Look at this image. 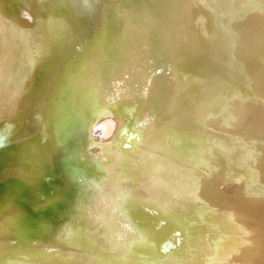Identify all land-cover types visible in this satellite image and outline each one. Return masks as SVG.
<instances>
[{
    "label": "bare ground",
    "instance_id": "6f19581e",
    "mask_svg": "<svg viewBox=\"0 0 264 264\" xmlns=\"http://www.w3.org/2000/svg\"><path fill=\"white\" fill-rule=\"evenodd\" d=\"M9 1H10V4L9 5L6 4V5H8V6L11 5L10 6L11 8L7 7L5 5V3L2 0H0V259L3 260L7 264L8 263L9 264H36L35 262L37 260H39V259H41V257L45 256V254L42 253V251L45 250L47 252H51L50 256L52 258L56 259V261H57L58 260V252H59L57 246L59 247V245L56 242V237H55V234H54V233H56L57 229H56V227H53V226L51 227L50 224L47 223V219L43 217V214H41V213L39 214L38 209L41 207L40 205H39L40 207H38V209H36V210L33 208V206L38 202V200H39L38 198L39 197L37 198L38 199L37 202L36 201L34 202L33 199H32L33 200V202H32L31 199H30L31 196H28L29 198H27V197L24 198V194L27 191L29 192V190H30L29 187L31 188V186H33V184L35 182H37L39 179H41V176H42L41 175L42 174L41 171L42 170L44 172L43 174L48 172L46 177H48V175L50 176V174H52L51 178H53L54 181L61 174V173L59 174L60 170L58 171L57 168H56V166H57L56 164H58L59 162L56 161L57 163H55V166H54V162L53 161L55 160L56 157L51 153V151L53 152V149H54L53 147H55V149L58 147V149H59L60 145L57 143L58 141L62 145L64 143L63 140H62V139H64V137L61 138V136L60 137L58 136L59 134H62V133H59L62 130H58L59 132L58 131L56 132V131H54L55 129L54 130L52 129L53 127L51 128L52 120L55 118V117L52 118L51 116H49L50 115L49 112L51 111L50 109H51V106L53 105V101H54V98L51 97V96H53V93L51 92V88L54 89L56 94L61 93V95H62V92L66 91V90H62V87H61V83H62V86L63 85H67V87H69L68 91H66L67 94H68V92H70L69 94L70 95L74 94L75 97H76V95H80V99H82L81 95L84 97V100H85L86 104L81 105L82 100H78L77 101V99H75L76 101L74 100V102H72V104H70V105L73 106V107L71 106V108H73V109H71V111L73 110V114L75 112H77V113L80 112V114L82 112H85V113L94 112L95 110L93 109V107L95 105H97V102H98L99 98L100 97L102 98V95L101 96L98 95L99 93L98 94H96V93L93 94L94 91H95L94 88L88 87L92 83H93L92 86L95 87V85H94L95 81L90 83L88 86L85 85V84H88V83H86V79H85V81L83 79V78L87 77V76H85V74H84V76H81L80 74L78 76L76 75L77 77L76 76H74V77L71 76V75H75L76 72H79L80 69L78 67H80V65L79 66L77 65L78 67L76 69H78V71L75 70L76 72L74 71V74L71 73L72 70H71L70 67L72 66L71 65L72 62L73 63L76 62L74 60L75 57L76 58L77 57H82L83 55L87 56V54H89L87 56L88 57V62H89V60L91 61V58L93 59V58L96 57V56H94V54L95 53L98 54L99 51H98V48L96 46H93L94 50L97 48V52H95L93 55H90L93 52L89 53V51H86L88 53L85 54L86 53L85 52L86 48L85 49L83 48L84 50L83 49H78V51L82 50L84 53H82L80 51L83 54L81 56L79 54L80 52L79 53L77 52L79 55L76 56L77 53L75 54V52L72 51L73 48L72 49L70 48V51H72L73 53L68 52L69 50L67 52L70 53L69 54L70 56L74 57V58H72L73 60L70 61V60L67 59V58L70 57L67 54V52H65V53L67 54L68 57H61V59H64V61H65V59H67V62H64L63 60L62 61L64 62V64H63L64 66L67 63L65 67L69 68L70 71L68 73H66L67 71L64 72L65 74L63 72H62V74L59 73V77H58L59 79H57L59 83L57 82L58 83L57 84L56 83L57 80L55 79L56 77L52 78L53 74H51V73L48 74V73H46L47 71L45 72L46 69H44V67H46V66L41 67V65L39 66V64L42 63L41 62L42 60H46V64L48 63V61H49V63L56 64L54 66L55 68H57L59 66L62 67L61 66V60H59L60 57H58L57 55H60V56L64 55L65 56L64 51L67 50V48L69 47V43H71L73 45V43L70 41L71 39L68 40V38L71 36L70 32L73 33L74 28L77 29V27L80 24L78 26H76V27L71 26V24H68V26L70 25L73 28L72 31H70V32L68 31L69 34H70V36L68 38H66V36H67V35H65L66 33L63 34V36H65L66 40H68V41H66V40L64 41L62 39L63 36L60 37V35L62 33H64V32H62V33L59 32L60 30L62 31L63 29H60L62 27V25H61L60 28L58 26V28H59V31H58L59 36L58 35L57 36L62 39V42H64V44H65V42H68V46L66 45L67 43L65 44V46H67V48L65 47L66 48L65 50L62 49L64 46L62 48L58 47V46L61 45L60 44L61 43V39L59 38L60 41L58 42L60 45H57L58 44L57 43L58 37L55 36L57 39L55 37H52V36H54V34H57V31L55 33L53 30H51V28L53 26H50L49 29H50V31H52L51 33H53V32L54 33H53L52 36H50V33H49V36L52 39L55 38V40H56L55 42L56 43H54L53 46L54 47H58V49L53 47L54 49H57V50H54V49L53 50L54 51H59V49H60L58 54L55 53L56 56L54 57L53 56L54 53L51 52L52 56H51V58L49 57L50 60L47 61L48 58H47V56L45 57V54L47 55L50 51L46 50V52L48 51V53H46L45 50H44V52H45V54H44V52L42 53L39 50L41 52L40 53L37 50L38 54L40 53L41 56H42V54L44 55V57L42 56L43 59L39 55V62H41V63H39V62L37 63L36 62L37 59H36V57L34 58L33 52H32V56L29 57L31 53H29L27 51L28 54H26V56L24 57L25 59L22 58L23 55L21 57V54H23L25 52V51L23 52V50H25V49L27 50V48L23 49V47H25V45H23V47H21L22 45L21 46H19V45L23 43V40L26 37V34H25V35H23L25 37L22 36V38H24V39L20 43H19V40H17V44H16V41L14 39V41H15V43H13L14 46H15V44L18 45V43H19V45L17 46V47H19L18 50H20V52H21V50L23 49L22 50L23 53L21 52V54H20L19 52H17L18 50L17 51L15 50L16 46L15 47L13 46L15 52H17L14 55H18V53H19L21 59L19 60V57H18V60H17V59H15V57L13 55L14 59L12 58V61L16 60L17 61V65L15 64L16 63V61H15L14 65H12L13 69H11L10 64H13V63H10V64L8 63V65L10 67V69L8 68L9 69L8 70L7 69V62H9L11 60V56L10 55H12L13 52L11 50H10L11 53L10 52H5L6 51V42H5V40L3 38H1V36L2 37L7 36V35H5L6 32L10 31L13 27L10 30H6V29L10 28V26H12V25L14 26V24H17V22H18V24L20 23L21 26H23L22 23L27 24L28 25V28H27L28 30L33 28L31 26H32V24H34V22H36V21H34V14H35V17H37L39 19V21H38V19L35 18V19H37L38 22H41L40 19H43V21H42L43 24L42 23L39 24L40 28H38L39 27L38 26L37 27L38 30H37L36 27H35V30H37V31H35L36 33L38 31H41L39 29L45 28L47 25H50L49 24L50 20H49V17H48L49 15H48V13L46 11L47 8H46V6L44 7L43 5H42L43 7L39 8L37 6L38 5V0L37 1L34 0V1L37 2V5H35V8L36 9L39 8L40 9L39 12L32 11V9L34 7L33 8L31 7V3L33 2L32 1L30 3L31 0H27L26 5L28 4V6H25V4H24V6L21 5L24 0L23 1L21 0V2H20L21 4L19 2H18L19 4H17L16 0H14V1L13 0H9ZM45 1H47V0H45ZM74 1L76 2V0H74ZM74 1H72V2H74ZM92 1H94V0H92ZM102 1H104V0H102ZM172 1H174V0H172ZM177 1L179 2L178 3L179 7H180V2H182V5H183V7H185L187 15H189L188 16L189 23H187V27L190 30V34L191 35L187 39L189 41V46H187V55L184 57V60H185V71L184 70H180L179 69V65H177V62L180 61L179 58L177 60H176L177 57L175 58V55H176L175 54L176 53L175 52V45L177 43L175 41L173 42V40L170 38V40H172V43H176V44L174 45V47L172 46L171 48H169L170 51H169L168 55H166L168 53L167 52V49H168L167 45L170 44L171 41H170V43L168 42V44L164 45L163 49H162V51H163L162 55L165 58H169V59L171 58V60L169 62L167 61L166 63L163 62V63H161L158 66L161 70H159L157 72V75H156L155 79H154L153 72L150 70V67H149V68H147L148 70L142 72L141 74L136 73V72H132V71L131 72H124L123 78L126 80V85L123 84L121 89H119V88L114 89L116 84L113 82L114 83V86H113L114 90L111 89L109 95H110L111 100H113L115 102V104H113V105L116 106L115 109H116L117 113L116 112L115 113L117 114V119H116V122L114 121L115 124H114V128H113L116 135L112 134L113 136H112L111 141L113 139H115V140L111 142V147L109 146L110 147L109 149L110 150L115 149V150H117V152L119 151L118 153H120V155L119 154L118 155L121 156L122 162L121 161L120 162L123 165L121 167H119V169L121 168L120 169L121 170V172H120L121 173V177H120L119 187L123 191H125L128 188L129 185H131V186L137 185V183L139 182L140 179L145 180L147 184H152V185H154L155 183L157 185L160 184V179H159L160 177H158L156 168L157 167L159 168L158 162L161 165V167H164L165 163L160 162L158 160H155L154 158H155V156L157 154L156 152L157 151H161V154H163V157L165 159L164 162H166V165L169 168V170L177 171V174H176L177 176L172 177V180H169V182L172 183V185H170V187L167 190H164L162 200L163 199L172 198L173 197V193H175L176 191L179 192L180 199L177 201V203L175 202L172 207H171V204H170L171 201H169V200L158 201L156 203V201H153L154 198L147 199V200L146 199H142L143 201L141 200L140 202H138L139 207L138 206L136 207L137 208L136 211L126 212V215H124L123 217L121 216L118 221H116V220L114 221V223L118 224L119 226H117V229H115L116 231L114 230L115 231V235L113 236V238L110 240L109 243H106V244L98 243L100 240H95L96 234L85 238V240L81 243L82 246L90 247V249H92L93 254H95V256H93L92 258H89V259H87V257H84L85 261L82 260L81 261L82 264L91 262L93 260H94V262L96 264H264V200L262 199V198H264L263 197V195H264L263 192L264 191H261V192L258 193V191L256 189L252 190V188H251L250 190L255 192V193L252 192V195L250 194L251 192H247L246 191L247 194H245V192L242 191V193H244V194L241 195L242 199H240V195H238L235 198V200L231 201V199H230L231 202H230V204L227 207H224L225 206L224 204H223V206L220 205V207H217V208H213L212 207V205H216L214 200L212 198H210V197H213V196H208L207 197L206 196L207 193H208L207 191H205L206 192L205 194H201V192H202V190L205 187L208 186V177H209L208 175L211 174V176H212L211 172H214V171L211 170V168L214 167L213 164H209L208 163L210 165V169H209V167H208V169L211 170V171L207 170V172L208 171L210 172V173L208 172V174L207 173L203 174V173L195 170L196 169L195 168L196 164H195V167H194L195 169L190 167L192 165V163H193L190 160L192 159L194 161V159H193L195 157L194 154L195 153L198 154L199 148L202 147V146L199 145V148H198V146H197L198 144H200L199 142H201L202 140L200 141L198 139V138H200L199 137L200 134L197 136V134L195 133L197 131L196 128L199 129V132H201V134H202V138L204 136L205 139L208 137L207 134L209 133V130L208 131L204 130V128H205L203 126L204 124L201 123V124H203V125H201L199 123L200 120L199 121L198 120L195 121L196 112L193 113V112H191L192 111L191 109H190L191 111L189 109H186L187 104L184 107L185 103L183 102L184 101L183 97L179 96L180 94L178 95L174 91L176 86L177 87L179 86L181 88V92H182L181 94H185V93H183L184 90H185L189 94V95H187V93H186L185 95H187L189 98L190 97H192V98L194 97V99H192L194 101L192 102V100H191L190 103L191 102L194 103L196 101L195 97L199 98L198 96H200V100H201V98H202L201 97L202 96L201 95L202 88L205 86V84H209L208 82L214 80L213 75H215L216 76L215 78L217 79V77H218V75H216V74H218V73H216L217 69L219 70V67H221V69L223 67V65H221V64H220L221 66L219 65V67L217 65V68H215L213 65L218 62V60H219L218 58L223 59V58H225V56H227V55H225V56L222 55L223 51L225 53L226 47L224 48V46L223 47L221 46L219 40L217 41L214 38L216 36L220 38V41H221V38L225 39L227 41V43H228V46L230 48H232V49H236L239 52V54H240V51H243V50H245L247 52L249 50L248 48H250L251 50L253 48V49H255V51L260 50L259 46L263 45L261 43V41L264 39V0H234V2H236V3L237 2H239V3L241 2L242 3L239 6L243 5L242 7H240V19H243L244 18L243 15L245 14L244 15L245 16L244 22L241 24L240 28L238 27L239 29L231 28V26L228 24V15H227V12L225 10H222V7H221V3L222 2H221V0H177ZM60 2H61V0H60ZM72 2H71L70 5L71 6L73 5V7H74L75 4H72ZM114 2H115V0H114ZM63 3L61 2L62 6H64ZM81 3H83V2H81ZM101 3L102 2H100V4ZM110 3H112V2H109V5H110ZM45 4H46V2H45ZM92 4H93V2H92ZM51 5H53V4H51ZM51 5H49V6L51 7ZM55 5H56L55 6L56 9H58V10L62 7V6L57 7L58 6L57 4H55ZM70 5L68 4V6H70ZM112 5H113V3H112ZM32 6H34V5H32ZM65 6L67 8L66 10H68L69 7H67V5H65ZM79 6H80V4H79ZM92 6H94V5H92ZM101 6H102V4H101ZM103 6H104V4H103ZM116 6H114L113 10L114 9L116 10V8H115ZM126 6H127V13H126L127 17H125L123 15L124 13L123 14L121 13L120 15L117 16L118 22L122 23L123 25L126 22H128L127 20L132 21L131 18L135 17V15H134L135 13H134V10L132 8V4L128 3ZM96 7H98V5ZM168 7H170V6H168ZM44 8H46V10ZM78 8H80V7H78ZM101 8L102 7H100L99 9L102 11ZM107 8L104 7L103 11H105V9H107ZM62 9L64 10V7H62ZM77 9L76 10L75 9L71 10V8H70V10L72 11L73 14H70L69 17H72L71 15L76 16L74 14L76 13L75 11H77ZM33 10H35V9H33ZM48 11H49V9H48ZM50 11H52V10L50 9ZM61 11L62 10L60 9V13H57V14L60 15ZM78 11H79V9H78ZM94 11H95V9L93 10V13H94ZM108 11H110V10H108ZM120 11H121V8H120ZM180 11H182L181 8H180ZM33 12H35V13L33 14ZM68 13H69V11H68ZM68 13H67V17L69 15ZM78 13H80V12H78ZM107 13H109V14L111 13L112 14V11L107 12ZM113 13H115V12H113ZM97 14L100 15V12L98 13V10H97ZM106 14L104 16H108V18H109V15L108 14L106 15ZM229 14H231V13H229ZM55 16H56V14H55ZM62 16H66V15L63 14ZM110 17H111V15H110ZM114 17H111V18H114ZM194 17L197 18V21H196L197 24L196 25H195V22H194ZM73 18L77 19V16L73 17ZM73 18H71V19H73ZM79 18H80V16H79ZM103 18H105V17H103ZM108 18H107V20L106 19L104 20L102 18H100V19H102V21L104 20V21L107 22ZM19 19L23 20V21L21 20L22 23H21V21ZM62 19H63V17H62ZM82 19H84V18H82ZM87 19H90V18H87ZM117 19H116V21H117ZM56 20H57V22L60 21V20L58 21V18H56ZM78 20L79 19H77L76 21H78ZM80 20H81V18H80ZM112 21H111V23H112ZM38 22H37V24H38ZM66 22L69 23V20H67ZM72 22H73V20H72ZM78 22H80V21H78ZM92 22H94V21H92ZM106 22H104V24H106ZM209 22L211 23V27L209 25ZM53 23H55V22H53ZM62 23H64L66 25L65 22H62ZM82 23H81V25H82ZM84 23H87L86 20H85ZM88 23H90V22H88ZM109 23L110 22L108 21V24ZM73 24H75V23H73ZM108 24H106V25H108ZM51 25H52V23H51ZM81 25H80V27H81ZM103 25L102 26L99 25L100 26L99 28H102ZM112 25H113V23H112ZM188 25H190L191 27L188 26ZM17 26L19 27V25H16V27ZM35 26H37V25L35 24ZM68 26H66V28ZM83 26H85V24ZM89 26H91V25H89ZM89 26H88V28H89ZM93 26H95V25L93 24ZM97 26L98 25H96V27ZM109 26L112 27L111 25H109ZM116 26L117 25L115 24V27ZM16 27H15V29H16ZM63 27H65V26H63ZM71 27H70V30H71ZM115 27H113V28H115ZM183 27L184 26H182L180 28L182 34H187V30L183 29ZM21 28H23V27H21ZM21 28L19 27V29H21ZM58 28H54V30H56ZM88 28H86V29L83 28V30L80 29L81 31H79V30L78 31L82 35L83 34L82 31H84V29L87 30ZM99 28L97 27V29H99ZM117 28H118V26H117ZM135 28L137 30L136 31L134 29V31L137 32L136 33L137 35H135L136 37L129 31H121L119 33V36H120L122 44L125 47L131 48V49L139 48V45H141V46L142 45H144V46L146 45L147 46L148 43H149V46H150L151 41H152L151 37L146 38V36L143 33L142 25H140L137 22ZM15 29L13 28L14 31L11 30L14 33L11 32V31L9 33H11V34H13L15 36L17 35L16 37H18V39L21 40V38H19V37L21 36L20 34L26 33V32H24L25 28H24L23 31H21V33H16L18 31H16ZM94 29H92V30H94ZM126 29H127V27H126ZM67 30H69V29H67ZM88 30L90 31V29H88ZM104 30H107V29L104 28ZM114 30L116 31V29H114ZM257 30H260L261 33L260 34L257 33L256 32ZM95 31H96V29H95ZM3 32H5V34ZM48 32H49V30H48ZM86 32L84 33V35L86 34ZM98 32H100V31L98 30ZM1 33H3V34L1 35ZM27 33H28V31H27ZM30 33H28L29 36H30ZM34 33H33L34 36L33 35L32 36L35 38L36 33L35 34ZM39 33H37V34H39ZM42 33H43V31H42ZM88 33L90 34V32H87V34ZM103 33H104V31L102 32V36L104 35ZM7 34H8V32H7ZM18 34L20 36H18ZM76 34H77V32H76ZM80 34H78V35H80ZM87 34H86V37H87ZM93 34H96V33H93ZM108 34H109V31H108ZM108 34H106L107 37H108ZM110 34H111V32H110ZM3 35H5V36H3ZM39 35H38V37H39ZM42 35L46 36L45 34H42ZM106 35H105V37H106ZM8 36H9V34H8ZM8 36L5 37V38H7V39H13L14 38V37L12 38V36H10V38H8ZM94 36L91 37V40H92V38H97L98 37L97 35H96V37H94ZM100 36H101V34H100ZM50 37L48 38L46 36V38H48V39H50L52 41V39ZM71 37H72V39H73V37H76L75 42H76L77 38H79V36H77V35L75 36V33H74V36H71ZM83 37H81V38H83ZM86 37L83 38V40H82L83 46L86 43H89L87 41L90 40V39L87 40ZM109 37H110V35H109ZM34 38H33V42L35 41ZM81 38H79V40H77V44H79L78 45L79 47H80V44H81V43H79L81 41ZM103 38L101 40H104ZM39 39H40V41H42L45 38L43 37V39H41V37H40ZM39 39L37 38L38 41H39ZM84 39L87 40L85 43L83 42ZM97 39L94 40L95 41L94 43L95 44L97 43L96 45H98L97 41L100 40V39H98V40ZM112 39H113V37H112ZM163 39L166 42L167 38L164 37ZM27 40H28V38H27ZM50 40L48 42H50ZM106 40H108V39H106ZM109 40H111V39H109ZM225 40H223V41H225ZM3 41L5 42V44H4ZM138 41H140V43ZM223 41L221 43H223ZM256 41H259V43H257ZM9 42L10 41H8V46L10 44ZM29 42H32V40L30 38H29ZM29 42L27 41L26 47H27V45H29ZM102 42L106 43L105 41H102ZM24 43H26V42L24 41ZM35 43H37V41ZM35 43H33V44H35ZM38 43H41L42 45L45 44V43L43 44L42 42H38ZM103 43H100V44H103ZM31 44L32 43H30V45ZM71 44H70V46H71ZM75 44L76 43H74V46H77ZM82 44H81V46H82ZM108 44L109 43H107V45L103 44V47H104V45L108 46ZM11 45H12V43H11ZM35 45H33V46H35ZM42 45H40L42 49L40 48L39 44L36 45V46H38L41 50H43V46ZM55 45H57V46H55ZM31 46L29 47V49H30L29 51H31ZM45 46H46V44L44 45V48H47V49L49 48V47H45ZM47 46H49V43L47 44ZM86 46H87V44H86ZM91 46L92 45H90V43H89L87 48L90 47V49L93 50L91 48ZM114 46H116V45H114ZM124 46H123V48H125ZM206 46H209L211 49H209V47H206ZM20 47H21V49H20ZM38 47H35V49L36 48L38 49ZM50 47L51 48H49V50L52 49V46H50ZM100 47H102V45H100ZM105 47L102 48L103 51H104ZM118 47L117 48L115 47V48L118 49ZM166 47H167V49H166ZM229 47H227V48H229ZM9 48H12V46H10ZM120 48H122V47H120ZM173 48H174V50H173ZM222 48H224L225 50L224 49L222 50ZM8 49H7V51H9ZM61 49L63 50L62 52L64 54L61 52ZM90 49H87V50H90ZM178 49H179V47H178ZM195 49H196V51H195ZM206 49H207V51H204ZM12 50H13V48H12ZM124 50L125 49H123L121 51H124ZM32 51H34V50H32ZM75 51H77V49H75ZM60 52H61L62 55L60 54ZM110 52H114L115 53L114 50L110 51ZM117 52H118V50H117ZM226 52H228V50ZM229 52H230V49H229ZM6 53L7 54L9 53V55H6ZM36 53L34 52V54H36ZM114 53L111 54V55H114ZM210 53H212V54L214 53V57H213L212 54H211L212 55L211 56ZM38 54H36V55L38 56ZM115 54H118V53H115ZM124 54H125V51H124ZM215 54H216V56H219V57L217 58L215 56ZM107 55H108V53H107ZM111 55H108V56H111ZM148 55H149L148 52H146V57H148ZM6 56L10 57L8 59L9 61H6V59H7ZM91 56H94V57H91ZM115 56H117V55H115ZM205 56H206L205 62H202V61H204ZM209 56L211 58L213 57V59H211L212 61L210 60ZM26 57L28 58L27 61H26ZM87 57L86 58L82 57V58L86 59V61H87ZM97 57H98V55H97ZM123 57H124V55H123ZM123 57H122V59H123ZM16 58H17V56H16ZM98 58H100V56ZM103 58L102 59L101 58L100 59L95 58L92 61L95 62L96 59H97L96 61H98V60H101V61L104 60L105 61V58L104 59ZM107 58H108V60H110L109 57H107ZM120 58L121 57L117 56V60H119ZM216 58L218 59L217 62L215 61ZM40 59H42V60L40 61ZM115 59L116 58H114V60ZM231 59H232V57H231ZM256 59H258V58H256ZM81 60H82L81 58L78 59L76 64H79L78 61H81ZM111 60H113L112 56H111ZM207 60H209L211 65H212V63L214 61L212 67L209 66L210 63L206 64V62H208ZM12 61H10V62H12ZM69 61H70L69 65H71V66L68 65ZM84 61L82 60V63ZM86 61H85L84 64H86ZM123 62H126V61H123ZM126 63H128V62H126ZM203 63H204L203 66H205V64H206V66L208 65L207 67L205 66L206 67L205 69H208V71L204 70V68L202 66ZM46 64H45V61H44V65H46ZM84 64H83V67L86 69V68H88V66L90 64L92 65V68H93V66H95V68H96L97 67L96 64L98 65L99 63L97 62L95 64L94 63L92 64V62L91 63L89 62V65H87V67H85L86 65L84 66ZM101 64L102 63H100V65H98L99 68H100ZM121 64H123V63H121ZM138 64H136V65H138ZM217 64H219V62ZM91 65H90V69H86V71H88V72H90V70L92 71ZM127 65L129 66V64H127ZM142 65L145 66L146 64L145 65L142 64ZM234 65H235V69H237V70L234 71L233 75L236 74L235 73L236 71L238 72V70L239 71L243 70V72L245 73L246 76L244 75L243 72H241V71L240 72L245 76V78L248 79V82L249 81H251V82L254 81V80L252 81V79H253L252 76H255V77L259 78V79L261 78L260 79L261 83L263 82L264 79H262V76L259 74V70L257 68L258 66L252 61L251 58L250 59H247V58H244V57L240 58V55H239V57L235 61ZM15 66H16V69H15ZM49 66L51 67V65H49ZM119 66L120 65H118V67ZM143 66H142V68H143ZM38 67H40V69L42 68L41 71L44 69V74L41 73V71L38 69ZM50 67H49V69H50ZM54 67H52V68L54 70H56ZM65 67H64V69H66ZM209 67L210 68H215L216 72H215V69H210ZM231 67H233V66H231ZM73 68H74V65H73ZM113 68H115V67H113ZM127 68L128 67H126V69ZM137 68H139V67H137ZM225 68H226V66L223 67V69L226 71ZM14 69H15L16 73H15ZM81 69H83V68H81ZM128 69H130V68H128ZM134 69H136V68H134ZM10 70L14 71V72L11 71V72H13L12 75H11L12 77H13L14 73H15L14 76H17V77H15L16 79H18L17 81H16V79L14 80L13 78H11V80L16 81V82H12L10 80V75L8 73V71H10ZM94 70L93 71L96 72V70H99V69L97 68V69H94ZM110 70H111V67H110ZM210 70L212 71L211 73H206V72H209ZM213 70H214V72H213ZM49 71H51V69L48 70V72ZM60 71H61V69H59V71H57V72H60ZM112 71L113 72L114 71L115 72L116 71L119 72L120 69L118 70L116 68V70L112 69ZM138 71H140V70H138ZM178 71L182 72L181 74L183 75V77L182 76L179 77ZM222 71H218V72H222ZM51 72H53V71H51ZM88 72H86V73H88ZM113 72H112V74H113ZM231 72H233V70ZM240 72H238V73H240ZM82 73H83V71H82ZM93 73L92 74L88 73V74H90L92 76L93 75H97V73L96 74H93ZM110 73H111V71H110ZM119 73H121V72H119ZM226 73L229 74L228 71H226ZM226 73H224V74H223V72L220 73V75H219L220 79L221 78H225V76L227 75ZM55 74L57 75V73H55ZM88 74H86V75H88ZM210 74H212L211 77H210ZM221 74H223V75L226 74V75L223 77V75H221ZM233 75L231 76L229 74L230 80L229 81L227 80L228 82L225 79H222L224 82L223 81L221 82V81L218 80L219 79L218 78L217 80L220 83H222L220 85H219V82L216 83V84L219 85V87H218V85H216L218 87V89L221 88V87L223 88V86H225V84L223 85V83L231 82L230 85L232 83H234L233 80H235L234 78L237 77V75L235 77ZM239 75L240 74H238V77L240 78ZM92 76H91L90 82L95 79L94 76H93L94 79H92ZM101 76H103V75H101ZM115 76L116 75H114V77ZM70 77L74 78V79H71ZM107 77H108L107 78L108 80H110L112 78L115 79L113 76L110 77L109 75H107ZM231 77H234L232 81H231ZM251 77H252V79H251ZM239 78H237V79H239ZM242 78H244V77H242ZM88 79H90V78H88ZM88 79H87V81H88ZM98 79H99V77H98ZM247 79H245V80H241L240 79V81L239 80L238 81L243 83L244 81H247ZM103 80H104V78L102 79V83H103ZM125 80L122 79V81H125ZM156 80H157V82H156ZM53 81L57 85H55V83ZM83 81L85 82V84H83ZM96 81H97V79H96ZM248 82H247V86H248ZM251 82H249V84H251ZM120 83H122V82H120ZM244 83H246V82H244ZM95 84H96V82H95ZM97 85L98 84H96V86ZM211 85L214 87L215 86L214 82L211 83L210 85H207V87L211 86ZM86 86L88 87L87 90H85ZM105 86L106 85H104L103 87H105ZM226 86H229V85H226ZM245 86H246V84H245ZM119 87H120V85H119ZM179 87H178V89H179ZM211 87H210V89H211ZM97 88H99V87H97ZM237 88H239V86H237ZM251 88H250V91L253 92V93H251V92H250V94L246 93L245 94V95H247L246 97L243 96V94H244L243 92H241V93H242L243 98H246V100L248 99L249 95H251V96L253 95L251 97L252 101H253V98L256 99L258 95L256 96V94H254L256 92V91H254V84H253V86ZM117 89H118V91H117ZM169 89H171L172 94H174L172 97H170L169 101L172 104V106L174 108H177V109H174L173 113L170 116H165L164 115L163 118H162V115L158 111V107L162 103L164 104V103H166V101H168V98L167 99H165L166 97L163 98V95H165V90L167 92V90H169ZM218 89L216 90V87H215V89H213V91H215V90L218 91ZM228 89H229V87H228ZM240 89H238V91H240ZM77 90H81V92H80L81 94L80 93L77 94L79 92V91L77 92ZM248 90H249V87H248ZM216 91H215V94H219V93H216ZM105 92H106V90H105ZM247 92L249 93V91H247ZM239 93L240 92H238L237 94H239ZM100 94H101V92H100ZM104 94H106V93H104ZM196 94H198V95H196ZM215 94H214V96H215ZM234 94H236V93H234ZM237 94L235 96H237ZM96 95H98V96L95 98ZM185 95H183V96L186 99V101L188 102V98H187V96L185 97ZM85 96H86V98H90V101H88V99H86ZM87 96H89V97H87ZM156 96H158V97H156ZM160 96H161L162 99H161V101L159 103L158 102L159 101L158 98H160ZM240 96L237 97V98H241ZM255 96H256V98H255ZM223 97L224 96L221 93L219 98H223ZM77 98H78V96H77ZM101 98H100V100L103 99V98L102 99ZM209 98L211 99V96H209ZM212 99H213V97H212ZM204 100H206L205 102H207V99H204ZM204 100L202 101L203 103L201 101H197V102L202 103V105L200 107L202 110H200L198 112V110L200 108H196V107H198L197 106L198 104L194 103V104H197V105L194 106V104H192V106L194 107L193 111H196V109H197L198 113L196 115H198L200 117L203 116L204 113H205L207 116L204 115L202 118L204 119V117L206 116L207 117L206 119L209 121V115H208V113H206V111L209 112V109H210V112H211L212 109L209 108V106L206 107L207 105L204 104ZM108 101H110V99H108ZM108 101H106V103ZM87 102H89V103H87ZM245 102H247V101H245ZM245 102H243V104ZM54 103H56V101H54ZM69 103H70V101H69ZM108 103L110 104V102H108ZM209 103H210V101H209ZM248 103H247V106L245 104H244V106L248 107ZM254 103L257 104L258 100H257V102L255 100ZM57 104H59V103H57ZM98 104H99V102H98ZM203 104L205 105V107L207 109H205V107L202 108ZM61 105L63 106V109L61 111L64 113V115L61 117V119L64 118V120H65L69 116H71V118H72V116L75 117V114L74 115L67 114V112H69V109L68 108H64L65 106L63 104H60V106ZM100 105H101V103H100ZM103 106L104 107H102V109L106 107L105 104ZM192 106L190 105L189 107H192ZM199 106H200V104H199ZM55 107H56V105H55ZM55 107H53V108H55ZM249 107H251V104L249 105ZM57 108H58V106L56 107V109ZM248 108H246V109L249 110ZM66 109H68V110L66 111ZM96 109H97V112H98V110L100 109V106H99V109L98 108H96ZM203 109H205V111H203ZM252 109H253V106H252ZM59 110L60 109H58L57 111L59 112ZM112 110H113V108H112ZM262 110H263V108H262ZM54 111L52 112V116L55 115ZM252 111H248V112H252ZM58 112H57V114H58ZM97 112L95 111V113H97ZM175 112H179L181 117L180 116L178 117L175 114ZM200 112H203V115ZM255 113L259 114V111L255 112ZM59 114H62V113H59ZM91 114H89V115L92 116ZM89 115H88V117H89ZM100 115H101V113H100ZM113 115H114V113H113ZM211 115H212V113H210V116ZM259 115L262 116V114H259ZM85 116L87 117V115H85ZM85 116H83V118H85ZM198 116H196V117H198ZM56 117L60 118V116H56ZM114 117H116V115ZM220 117L222 118V116H220ZM91 118H93V116ZM98 119H97V121H98ZM198 119H200V118H198ZM212 119H213V117H212ZM69 120H71V119H69ZM69 120H67V121H69ZM78 120L80 121V118H78ZM94 120H96V119H94ZM210 120H211V117H210ZM91 121H93V120H91ZM99 121H101V119H99ZM251 121H253V120H251ZM62 122L63 121H61L60 124ZM253 122H255V120ZM54 123L57 124L56 122H54ZM63 123H62V125H63ZM66 123H68V122H66ZM66 123H64L63 126H66L65 125ZM90 123H92V122H90ZM209 124L210 123H205V125L207 127H209L208 126ZM54 126H56V125H54ZM57 126H58V124H57ZM191 126H194V129L190 128ZM36 127H38L39 129H37ZM62 127L60 126V128H62ZM68 127H69V129H71L70 128V123H69ZM210 127H212V126H210ZM57 129H58V127H56V130ZM236 130L237 129H235V131ZM39 131H41L40 133L42 134V136L45 137V139H46V141L48 143V145H46L47 146L46 147L47 155H45L47 161L45 160V157H43V159L45 161L43 160L41 162V163L44 162V167L42 166L44 169L40 168L41 165H40V167H38L41 170H38V168L36 166V163L34 162L37 159L35 158L36 160H33L34 157H36L37 155L35 156L33 154L34 155L33 157L30 154L29 155H27V154L25 155L23 153L24 152L23 149H22L23 146L21 144L23 143L24 144V148H25L26 142H21L22 139H20L21 141L18 140L19 138H23V137L25 138V137L34 136V135L35 136H38V135L41 136L39 133L37 135V132H39ZM72 131H70V132H72ZM131 131L135 132V134L134 135H133V133L131 134L130 133ZM212 131H214V130H212ZM238 131H239V129H238ZM65 132H67V131H65ZM199 132H197V133H199ZM239 132L242 133L243 131H239ZM57 133H58V135H57ZM63 133H64V131H63ZM213 133H211V134L216 139V135H217L216 133L217 132H215L216 135H214ZM65 134L66 133L62 134V136H64ZM78 134H79V132H78ZM78 134H77V136H78ZM81 134H83V132ZM221 134H222V131H221ZM70 135H72V134L70 133ZM70 135H69V138H70ZM219 135L220 134H218L217 137H219ZM42 136L40 137L41 139L43 138ZM213 136H211V137H213ZM222 136H223V134L220 135L219 138H221ZM226 136H228V134ZM226 136H223V137L226 138ZM236 136H238V135H236ZM120 137H125V138L127 137V138H126V140H122L120 142L119 141ZM232 137L233 136L231 135V138ZM241 137L245 138V136H243V135H241L239 138H241ZM40 138H38V139H40ZM57 138H58V140H57ZM202 138H200V139H202ZM228 138H230V137H227V139ZM35 139H33L34 141H33L32 144H34L36 146L37 143H35V142H37V140H35ZM41 139L39 140L38 143L43 141V139L42 140ZM80 139H81V137H80ZM80 139H79V141H80ZM193 139H195V142H193L194 145H192L193 143L191 142ZM207 139H209V138H207ZM236 139L233 138V140H236ZM221 140L223 141V139H220V141ZM228 140H232V139H228ZM228 140L226 141L228 144L224 141L227 145H229V144L232 145L233 143L237 142V141L233 142V140H232L233 143L231 144L230 142H228ZM26 141H28V140H26ZM30 141H32V140H30ZM30 141H29V143H30ZM69 141H70V139H69ZM17 142L18 143L21 142L19 144V146H18ZM205 142H206V140H205ZM215 142H217V141H215ZM243 142H244V139H243ZM237 143H239V142H237ZM240 143H241V141H240ZM246 143H248V142H246ZM250 143L252 144V142H250ZM43 144H45V143H43ZM43 144L41 145V143H40V144H38L40 146L37 145L36 147H33L34 145L33 146L31 145L30 147L26 146V149L28 151L26 149H24V150H26L27 152H31V154H32V153H35V152L33 150L30 151L31 148L41 147L42 150H41V148H39V149L43 153V154L40 155V157L42 159V155L45 154V152H44L45 149L43 151V146H44ZM64 144L66 145V143H64ZM112 144H113V146H112ZM181 144H182L181 147H183V148H184V144H186L187 145L186 148L190 147L192 151L190 149L186 150V149H182V148H181L182 150L180 151L179 150V147H180L179 145H181ZM210 144H211V142H210ZM221 144H222V142H221ZM226 144H224L223 148H225ZM208 145L209 144L207 143V146ZM229 146H227V147L229 148ZM243 146L245 147V145H243ZM19 147H21V151H22L21 153L19 152L20 151ZM64 147L66 148V146H64ZM214 147L215 146H213L212 151H214ZM232 147L234 148L235 146L232 145ZM244 147H242V148H244ZM28 148H30V149H28ZM204 148L207 149L208 147H204L203 146L202 150H204ZM210 148H212V147L210 146ZM228 148H226V149L228 150ZM230 148H231V146H230ZM233 148H231L230 150H232ZM39 149H38V152L41 153L39 151ZM249 149L251 150V148H249ZM62 150H63V148H62ZM62 150L60 152L64 151V150L63 151ZM193 150H195V151H193ZM205 150H204V152H205ZM208 150H210V149L208 148ZM215 150H216V148H215ZM239 150H240V147H239L237 152H234V151H236V149H234V151L233 150L232 151L237 154L239 152ZM244 150H246V149H244ZM54 151H55L54 154L57 155L56 150H54ZM212 151H210V153H212ZM219 151L221 152V150H219ZM18 152H19V154L17 155ZM57 152L59 153L58 150H57ZM244 152L246 153L248 151L246 150ZM251 152H252V150H251ZM113 153H115V152L113 151ZM113 153H110V154H113ZM206 153H208V151L205 152L204 154H206ZM215 153L217 154V152H215ZM226 153H225V155H227ZM245 153H244V156H245ZM20 154H22V155L19 156ZM200 154L201 153L199 152V155ZM232 154L230 153L231 156H234L233 157L234 159L232 160V158H230L231 162L235 160L236 156H237L236 158H239V156H240L238 154L237 155H235V154L232 155ZM239 154H240V152H239ZM247 154H249V152L246 153V155ZM61 155H63V154H61ZM61 155H60V157H61ZM116 155L117 154H115V156ZM157 155H159V153ZM201 155L202 156H200V158H201L202 161H200V162H204L205 160L203 161L202 158H204L205 156L206 157H208V156H207V154L205 156L203 154H201ZM17 156H19V157H17ZM53 156L55 158H52ZM70 156H71V154H70ZM192 156H193V158H192ZM196 156H198V155H196ZM38 157L39 156H37V158ZM40 157L38 159H40ZM57 157L59 158V156H57ZM63 157H62V159H64ZM157 158H159V157H156V159ZM209 158H210V156H209ZM228 158H226V159L224 158L225 161ZM205 159H206V161H208L207 160L208 158H205ZM12 160L14 161V163L12 162L13 164L11 165L10 161H12ZM118 160H120V159L118 158ZM195 160H197V159L195 158ZM63 161L64 160H62L61 164H59V165L62 166ZM197 161H199V160H197ZM206 161H205V163H206ZM227 161H228V163L230 162V160H227ZM236 161H237V159H236ZM36 162H38V161H36ZM64 162L66 163V161H64ZM231 162L229 163L230 165H232V164L234 165L235 164L233 162L231 164ZM118 164H119V162H118ZM197 164L199 165L200 163L197 162ZM200 166H202V165L200 164ZM66 167H67V165H66ZM66 167L64 166V168H66ZM161 167H160V169H161ZM59 168L61 169V172H63L62 171L63 170V166L59 167ZM205 168H206V166H205ZM234 169L235 168H233L232 170H229L228 172L230 173V171H233ZM70 170H71V168H70ZM217 170H215V171H217ZM9 171H10V173H9ZM219 171H220V168H219ZM235 171L239 175L240 172L237 171V170H235ZM235 171L233 172L234 175L236 173ZM180 172H181V175H179ZM4 173H9V174H8V176L5 174V177H4ZM56 176H58V177H56ZM60 176H63V175L61 174ZM67 176L68 175H66V177ZM206 176H208V177H206ZM236 176H235V178H236ZM54 177H56V178H54ZM64 177H61L63 180L60 178L62 180V182L64 181ZM69 177H72V176H69ZM141 177H143V178H141ZM216 177H217V175H216ZM237 177H241V174H240V176H237ZM249 177L252 178V176H249ZM253 177H254V175H253ZM48 179H50V177ZM48 179L46 181H49V182L51 181L50 182L51 185L49 184V187H50V186H52V181L53 180L52 179L48 180ZM66 179H68V178H66ZM66 179H65V181H67ZM179 179H181V181H183L182 182V184H183L182 186L178 185L180 188L178 186L174 185V183L176 181H178ZM136 180L138 181L137 183H136ZM24 181H26L28 183L26 184ZM145 181H143L142 183H144ZM45 182H43V183H45ZM49 182H47V183H49ZM56 182L57 181H55V183ZM58 182H59V185H60V183H61L60 180ZM132 182H135L136 184L133 185V184H131ZM210 182H211V178H210ZM63 183H62V185H64ZM65 183H67V182H65ZM163 183H165V180H163ZM240 183H242V181ZM38 184H39V182H38ZM43 185L47 186L46 184H43ZM65 185L67 186V184H65ZM68 185H72V184H68ZM140 185H142L141 182H140ZM157 185H154V187L151 186V185L150 186L152 187V189L153 188L157 189L158 187H160V186L157 187ZM163 185H162V187H163ZM35 186H38V185H35ZM56 186H57V184H56ZM144 186L149 187V185H144ZM49 187L47 186V189ZM53 187H55V185L52 186V188ZM58 187L59 186H57V190L60 187L62 188V186H60L59 188ZM65 187L63 186V189ZM244 187H245V185H244ZM75 188H76V186H75ZM131 188H134V187H131ZM163 188H165V187H163ZM71 189H74V186ZM195 189H200L201 192L195 193ZM248 189H249V187L247 188V190ZM39 190H41V189H38V192H39ZM74 190H76V189H74ZM160 190H161V187H160ZM250 190H248V191H250ZM259 190H261L260 186H259ZM33 191H36V190H33ZM50 191L52 192L53 190H50ZM59 191L61 192L62 190H59ZM38 192H36V194ZM41 192H43V191H40L39 193H41ZM47 192H49V191H47ZM31 193H35V192H31ZM55 193H56V191L54 193H50V194L54 195L53 198L55 197ZM76 193L78 194L79 191H77ZM41 194H44V192L41 193ZM50 194H48L49 197L51 196ZM73 194H74V192H73ZM27 195H28V193H27ZM29 195H31V194L29 193ZM35 195H34V197H35ZM245 195H249L250 196V201L247 199V197H245ZM45 196H47V194ZM61 196H60V198H62ZM4 197L6 198L5 202L3 201ZM36 197H37V195H36ZM49 197H46V198L44 197V198H45V200H47V198H49ZM244 197H245L246 201L243 200ZM57 198H58V196H57ZM66 198L68 199L69 196L67 195ZM117 198H119V197H117ZM204 198H206V199H204ZM64 199H65V197H64ZM64 199H62L63 202H64ZM67 199H65L66 202H68ZM69 199H71V198H69ZM251 199L253 201H251ZM40 200H41V197H40ZM42 200H44V199H42ZM119 201H120V199H119ZM42 202H44V201H42ZM57 202H60V201L57 200ZM99 202L101 203V200H99L98 203ZM220 202H222V201H220ZM39 203H41V201ZM45 203H47V202H45ZM61 203H62V201H61ZM69 203H65L64 202V205L65 204H69ZM101 204H103V203H101ZM2 205H3V207H2ZM51 205H53V204H50V207H51ZM119 205H121V204H119ZM226 205H227V203H226ZM59 206H60V204H59ZM72 206L73 205H71V207ZM1 207H2V209H1ZM50 207H48V208H50ZM52 207L54 208V205ZM73 207L76 208V206H73ZM103 207L104 208H102V210L98 209L99 210V213L97 212L98 215L99 214L100 215H105V213L108 211V210H106L105 205ZM65 208H67V207H65ZM46 210H47V208H46ZM48 210H47V212H49ZM170 211L174 212V215H178V216H175V217L173 216V218L171 216V218L169 219L170 220L169 221V225H171V226L169 227V225H168L167 227H169V228H167L166 226L164 227L162 223L158 222V220L162 218V217H159V216H161L163 214H166V213H170ZM124 212H123V214H124ZM136 213H137V215H136ZM168 216H170V215H168ZM47 217H49V216H47ZM165 218H169V217H165ZM149 219L151 221H149ZM65 220L69 223L68 225L72 224L71 223L72 222V217H69L67 215ZM153 220H155V221H153ZM82 224L85 225L84 223H82ZM122 224H124V225H122ZM86 225H88V224H86ZM121 225L124 226V227L120 228ZM94 227H95V225H92L91 228L89 229V232L90 231L95 232V228ZM154 231L157 233L156 234L157 237L155 236L156 242H153V241H151L150 238H148V236H150L148 233L154 232ZM60 248H62V246H60ZM48 259H46V260H48ZM58 261H59V264L62 263V261L60 260V257H59ZM0 263H2V262H0ZM89 264H92V263H89Z\"/></svg>",
    "mask_w": 264,
    "mask_h": 264
},
{
    "label": "rangeland",
    "instance_id": "374dc122",
    "mask_svg": "<svg viewBox=\"0 0 264 264\" xmlns=\"http://www.w3.org/2000/svg\"><path fill=\"white\" fill-rule=\"evenodd\" d=\"M4 3H5V5L6 4H10V1L9 0H2ZM14 1V0H13ZM23 1V0H22ZM33 1V2H32ZM35 1H37V0H35ZM34 0H31L30 1V3H31V7L33 8V9H35V10H33L32 9V11H35V12H39L40 11V7H45L46 6V8H47V10H46V8H44L46 11H47V13H48V17H49V20H50V25H47L45 28H42V29H39V30H41V31H38L37 33H39V34H37L35 31H37L38 29H37V27L38 28H40V25L39 24H43V19H40V21L41 22H38L39 21V19L37 18V17H35V12H33V14H34V21H36V22H34V24H32V26L31 27H33V28H31L30 26V28L32 29H27L28 28V25L27 24H24V23H22V19H19L20 21H21V23L23 24V26H21L20 25V23L18 24V22H17V24H14V26L12 25V26H10V28H8V29H6V30H10L12 27L15 29V27H16V25H19V27L21 28V27H23V28H21V29H19V27L17 26L16 27V31H18V32H16V33H21V31H23L24 30V28H25V31L24 32H26V33H23V34H18V36H20L19 38H21V40L20 39H18V37H16L15 35H13V34H11V33H9L11 30H13V28L10 30V31H7L8 32V34H9V36H8V34H7V32H6V34H5V32H3L5 35H7L8 36V38H10V36H12V38L13 39H7V38H5V37H7V36H5V35H3V36H5V37H2L1 36V38H3L4 40H5V42H6V51L5 52H10V50L13 52V54L12 55H10L11 56V60L10 61H12V58L14 59V57H15V59H17L18 60V57H19V60L21 59V57H22V55H23V57L22 58H24L25 56H26V54H28V52L29 53H31L30 54V56L29 57H31L32 56V52H33V56H34V58L36 57V62L38 63L39 62V55L41 56V52L43 53L44 52V50H45V52H46V50H48V51H50L49 53H48V51L46 52V53H48L47 55L45 54V52H44V54H45V57L47 56V61L48 60H50V58H51V56H52V54H51V52H53L54 54H53V56L55 57L56 55H55V53L56 54H58V52L60 51V49H59V51H54V50H57L58 49V47L59 48H62L63 46V50H65L66 48H67V46H68V42H65V44L67 45V46H65V44H64V42H62V39L65 41L66 40V38H68L69 36H70V34H69V32L70 31H72V27L71 26H74V27H76V26H78L79 24L81 25V23L84 21L85 22V20H86V22L87 23H82V25H81V27H80V25L77 27V29L76 28H74V30H73V33L72 32H70L71 33V36H74V33H75V36L77 35V36H79V38H81V37H83V38H85L86 37V34H87V32H90V34L88 33L87 34V37H86V39L88 40V39H90L91 40V37L92 36H94V37H96V35L98 36L97 38L98 39H100V40H98L97 38H92V40L90 41V40H86V39H84V43L87 41V42H89L90 43V45H92L91 46V48L93 49V50H91L90 49V47H88L87 48V46H88V44L89 43H86L87 44V46H86V44L83 46V44H82V40H83V38H81V41L79 42V43H81L82 44V46H81V44H80V47L78 46L79 44H77V40H79V38H77V40H76V42H75V39H76V37H73V39H72V37L70 36L69 38H68V40H70L72 43H73V45L71 44V43H69V49L67 48V50H65L64 51V53L65 52H67L68 50V52H70V53H73L72 51H74L75 52V54L78 52H82V53H84L82 50H80V51H78V49H85V52L86 51H89V53L90 52H93L92 54H90V55H93L95 52H97V48H98V51H99V53L97 54V53H95L94 54V56H96L95 58H97V59H102L103 57L105 58V61L104 60H98V61H96L95 60V62L94 61H92L93 59H95V58H91V61L89 60V62L91 63L92 62V64L94 63H99L98 65H100V63H102L101 64V66H100V68L98 67V65L96 64V68H95V66H93V68L94 69H99V70H96V72H94L95 70L92 68V65H91V69H92V71L90 70V72H88V71H86V69H90V65H89V62H88V55L89 54H87L88 52H86L85 54H87V56L86 55H83L81 52L79 53L83 58H86L87 57V61H86V59H83L82 57H77L78 59H82L83 61L85 60L86 61V64H84L85 63V61L82 63V60L81 61H78L79 62V64H76L77 63V60L73 57V56H70L69 54L70 53H68L67 52V54L70 56L69 58H67L68 60H73L72 58H74V60L76 61V62H72V66L71 65H69L70 64V61L68 62V65L69 66H71L70 68H71V70L73 71H71V73L72 74H74V71L76 70V71H78V69H76L79 65H80V67H78L80 70H79V72H76L75 73V75H71L72 77H74V76H78L79 74L81 75V76H84V74H85V76H87V77H85V78H83L84 79V81H85V79H86V83H88V84H85V82L83 81V84H85V85H89L90 83H92V82H96V84H98L97 86H96V84H95V82H94V85H95V87L94 86H92V84H90L88 87H90V88H94V93L93 94H98V95H102V100H100V98H99V100H98V102H99V104H98V102H97V105H95L94 107H93V109L97 112V109L96 108H98L99 109V106H100V109L98 110V112L97 113H95V111L94 112H91V113H89V112H87V113H85V112H82L81 114H80V112H75L74 114H75V117H73L72 116V118H71V116H67L68 118H66L67 120H69V119H71V120H69V121H67L66 119L64 120V118H62L61 119V117L64 115V113L61 111L62 109H63V106L61 105L60 106V104H63L65 107L64 108H68L69 109V112H67V114H72V115H74L73 114V110L71 111V109H73V108H71V106L72 105H70V104H72V102H74V100L75 99H77V101L78 100H82V102H81V105H84V104H86L85 103V100H84V97L81 95V98L82 99H80V95H76V97L74 96V94L73 95H70L69 93L70 92H68V94L66 93V91H68V88L69 87H67V85H63L62 86V83H61V87H62V90H66V91H64V92H62V95H61V93H58V94H56L55 93V91H54V89L53 88H51V92L53 93V96H51V97H53L54 98V101H56V103H54V101H53V107H55V105H56V107L58 106V108L56 109V107L55 108H53L52 106H51V111L49 112V116H51L52 118L53 117H55L53 120H52V124H51V128L54 130V131H58V130H62L61 132H59V133H62V134H64V133H66L64 136H62V134H59L58 135V133H57V135L60 137L61 136V138H63L64 137V139H62L63 140V142L64 143H66V145L63 143V145L61 144V143H59V141L57 142L59 145V149H58V147L55 149V147H53L54 149H53V152L51 151V153L56 157H52V158H55V160L53 161L54 162V166H55V163H57V162H59L58 164H56L57 166H56V168H57V170L59 171V174L61 173L63 176H60L59 175V177L58 176H56V177H58V178H56V177H54V178H56V180L55 181H59L60 180V185H59V182L57 183H55V181H54V179L53 178H51L52 177V174H50V176L48 175V177H46L47 176V174H48V172L47 173H45V174H43L44 172H43V170L41 171V179H39L37 182H35L34 184H33V186H31V188L29 187V192L27 191V192H25V194H24V198L25 197H27V198H29L28 196H31V201L33 202V200H34V202L36 201L37 202V200H38V202L33 206V208L36 210V209H38V207H40L39 209H38V211H39V214L41 213V214H43V217L44 218H46L47 219V223H49L50 224V226L52 227H56V233H54L55 234V237H56V242H57V244L59 245V247L57 246V248H58V250H59V252H58V260H59V257H60V260L62 261V263L61 264H82V260L83 261H85V258L84 257H87V259H89V258H92L93 256H95V254H93V251H92V249H90V247H84V246H82V242L85 240V238H87V237H89V236H91V235H95L96 234V236H95V240H100L98 243H104V244H106V243H109L110 242V240L113 238V236L115 235V229H117V226H119L118 224H115L114 223V221L116 220V221H118L119 219H120V217L122 216H124V215H126V212H130V211H136L137 210V206L139 207V205H138V202H140L142 199H151V198H154L153 199V201H156V203L158 202V201H164V200H169V201H171V207L174 205V203L176 202L177 203V201L180 199V194H179V192L178 191H176L175 193H173V197L172 198H168V199H163L162 200V198H163V193H164V190H167L169 187H170V185H172V183H170L169 182V180H172V177H175V176H177L176 174H177V171H171V170H169V168L167 167V165H166V162H164L165 161V159H164V157H163V154H161V151H157L156 153L158 154L159 153V155H157L156 153V156H155V160H158V161H160V162H163V163H165V166L164 167H161V165L159 164V162H158V166H159V168L157 167L156 168V170H157V174H158V177H160L159 179H160V184L159 185H157L156 183L154 184V185H157V187L158 186H160L161 187V190H160V187H156L157 189H152V187L151 186H153L154 187V185H152V184H147L146 183V181L145 180H143V179H140L139 180V182L136 180V183H137V185H135L136 183L135 182H132L131 184H133V185H135V186H131V185H129L128 186V188L125 190V191H123V190H121L120 189V187H119V182H120V177H121V168L119 169V167H121L123 164L121 163L122 162V159H121V156H119L120 155V153H118L117 152V150H115V149H112V150H110L109 148L111 147V142L112 141H114L115 139H113L112 141H111V139H112V134H115V131H114V124H115V122H116V119H117V111H116V109H115V105H113V104H115V102L113 101V100H111V98H110V91H111V89H113V86H114V83L116 84L115 85V88L114 89H116V88H119V89H121V87L123 86V84H125L126 85V80L123 78V74H124V72H136V73H139V74H141L142 72H144V71H146V70H148L147 68H149L150 67V70L153 72V75H154V79L156 78V75H157V72L159 71V70H161L158 66L161 64V63H163V62H169L170 60H171V58L169 59V58H165L163 55H162V49H163V46L164 45H166V44H168V42L170 43V41H171V43L170 44H168L167 46H168V49L169 48H171L172 46L174 47V45H175V58H176V60L179 58L180 59V61L179 62H177V65H179V69L180 70H184L185 71V60H184V57L187 55V46H189V41L187 40L188 39V37L191 35L190 34V30L188 29V27H187V23H189V20H188V16L189 15H187V12H186V10H185V7H183V5H182V2H180V7H179V2L176 0H174V1H172V0H115V2H114V0H104V1H102V0H94V1H92V0H76V2L74 1V0H61V2L63 3V5L64 6H62V4H61V2H60V0H47V1H45V0H38V5H37V2H35ZM72 1H74V2H72ZM85 1V2H84ZM230 1V2H229ZM16 2H17V4H19L20 2H21V0H16ZM19 2V3H18ZM26 2H27V0H24L23 1V3L21 4V5H23L24 6V4H25V6H28V4L26 5ZM42 2V3H41ZM45 2H46V4H45ZM51 2V3H50ZM53 2V3H52ZM55 2V3H54ZM57 2V3H56ZM60 2V3H59ZM67 4H66V3ZM71 2H72V4H75L74 5V7H73V5L71 6L70 4H71ZM81 2H83V3H81ZM92 2H93V4H92ZM98 2V3H97ZM100 2H102L101 4H102V6H101V4H100ZM109 2H112L113 3V5L114 6H116L118 3V5L115 7L116 8V10L114 9L113 10V8H114V6L112 5V3H110V5H109ZM221 7H222V10H225L226 12H227V15H228V24L231 26V28H235V29H239L240 28V26H241V24L244 22V19H245V14L243 15V19H240V7H242L243 5H241V6H239L240 4H242L241 2L239 3V2H234V0H221ZM36 3V4H35ZM40 3V4H39ZM77 3V4H76ZM108 3V4H107ZM128 3H131L132 4V8H133V10H134V15H135V17L134 18H131V20L133 21H129V20H127L128 22H126L124 25L122 24V23H120V22H118V19H117V16L118 15H120L121 13L125 16V17H127V4ZM160 3V4H159ZM51 5V4H53V5H51V7L49 6V5ZM55 4H57L58 6L57 7H60V6H62V7H64V10L62 9V7L60 8L62 11H61V14L63 13V14H65L66 16H62L61 14L59 15V14H57V13H60V9L58 10V9H56V5ZM60 4V5H59ZM68 4L70 5V6H68ZM79 4H80V6H79ZM82 4V5H81ZM90 4V5H89ZM103 4H104V6H103ZM8 5H6L7 7H9V8H11L10 6H8ZM32 5H34V6H32ZM35 5H37L39 8H35ZM43 5V6H42ZM65 5H67V7H69V9L68 10H66L67 8H66V6ZM78 5V6H77ZM92 5H94V6H92ZM98 5V7H96ZM106 5V6H105ZM49 6V7H48ZM82 6V7H81ZM93 8H92V7ZM102 7L101 9H102V11L99 9L100 7ZM168 6H170V7H168ZM235 6V7H234ZM54 7V8H53ZM78 7H80V8H78ZM104 7L105 8H107L108 10H110V11H112V14L110 13H107V12H110V11H108L107 9H105V11H103V9H104ZM111 7V8H110ZM70 8H71V10H76L77 8L79 9V11H78V9H77V11H73L75 14L74 15H76L77 16V19H79L78 21H80V22H78V21H76L77 19L76 18H73V17H76V16H73V15H71L72 17H69L70 16V14H73L72 13V11L70 10ZM92 8V9H91ZM120 8H121V11H120ZM180 8L182 9V11H180ZM224 8V9H223ZM48 9H49V11H48ZM50 9L52 10V11H50ZM95 9V11H94V13H93V10ZM58 10V11H57ZM82 12H81V11ZM97 10H98V13L100 12V15L99 14H97ZM100 10V11H99ZM119 10V11H118ZM123 10V11H122ZM65 11V12H64ZM68 11H69V13H68ZM71 11V12H70ZM69 14L68 15V17H67V13ZM78 12H80V13H78ZM102 12V13H101ZM109 15V18H108V16H104L106 13ZM113 12H115V13H113ZM78 13V14H77ZM90 13V14H89ZM207 13V12H206ZM229 13H231V14H229ZM55 14H56V16H55ZM85 16H84V15ZM106 14V15H107ZM145 14V15H144ZM87 15V16H86ZM91 15V16H90ZM99 15V16H98ZM110 15H111V17H114V18H111L110 17ZM114 15V16H113ZM230 15V16H229ZM59 16V17H58ZM79 16H80V18H81V20H80V18H79ZM84 16V17H83ZM95 16V17H94ZM145 16V17H144ZM233 16V17H232ZM62 17H63V19H62ZM66 17V18H65ZM103 17H105V18H103ZM108 18V21L110 22L109 24H108V21L106 22V21H104L105 19L107 20V18ZM35 18H37L38 19V21H37V19H35ZM56 18H58V21L59 22H57V20H56ZM62 20H61V19ZM65 18V19H64ZM68 18V19H67ZM71 18H73V19H71ZM82 18H84V19H82ZM87 18H90V19H87ZM100 18H102V19H104L103 21H102V19H100ZM196 17H194V22H195V25L197 24L196 23V21H197V18L195 19ZM71 19V20H70ZM100 19V20H99ZM110 19V20H109ZM116 19H117V21H116ZM142 19V20H141ZM55 20V21H54ZM67 20H69V23L68 22H66ZM72 20H73V22H72ZM83 20V21H82ZM94 21V22H92V21ZM113 20V21H112ZM52 21V22H51ZM100 21V22H99ZM111 21H112V23H113V25H112V23H111ZM37 22H38V24H37ZM53 22H55V23H53ZM62 22H65L66 23V25L64 24V23H62ZM71 22V23H70ZM88 22H90V23H88ZM96 22V23H95ZM103 22V23H102ZM104 22H106V24H108V25H106V24H104ZM139 23L140 25H142V27H143V33H144V35L146 36V38H149V37H151V44H150V46H149V43L147 44V46L145 45H139V48H135V49H131V48H127V47H125L123 44H122V42H121V39H120V36H119V33L121 32V31H129V32H131L134 36L135 35H137L136 33L137 32H135L134 31V29L136 30V23ZM51 23H52V25H51ZM60 25H59V24ZM73 23H75V24H73ZM193 23V22H192ZM233 23V24H232ZM35 24L37 25V26H35ZM55 24V25H54ZM57 24V25H56ZM68 24H71V30H70V27L68 26ZM73 24V25H72ZM85 24V26H83ZM91 25V26H89V25ZM93 24L95 25V26H93ZM104 24V25H103ZM115 24L118 26V28H117V26L115 27ZM135 24V25H134ZM27 25V26H26ZM61 25H62V27L63 26H65V27H61ZM96 25H98L97 27L99 28L100 26L99 25H103V27L102 28H99V29H97V27H96ZM109 25H111L112 27H110ZM209 25H210V27H211V23L209 22ZM50 26H53L52 28H51V30H53L55 33H56V31H57V34H54V36H52L53 35V33H51L52 31H50ZM57 26V27H56ZM58 26H59V28L60 29H63L62 31L60 30L59 31V28H58ZM66 26H68L67 28H66ZM88 26H89V28H88ZM106 26V27H105ZM182 26H184L183 27V29H185V30H187V34H182V32H181V30H180V28L182 27ZM188 26H190V25H188ZM35 27H36V29L37 30H35ZM96 29V31H95V29ZM110 29H109V28ZM113 27H115V28H113ZM124 27V28H123ZM126 27H127V29H126ZM132 27V28H131ZM191 27V26H190ZM239 27V28H238ZM19 30H18V29ZM54 28H58V29H56V30H54ZM83 28H88V29H90V31L88 30H85L84 29V31H82L83 32V36L80 34V32L79 31H81V30H83ZM104 28H106L107 30H104ZM34 29V30H33ZM44 29V30H43ZM67 29H69V30H67ZM81 29V30H80ZM92 29H94V30H92ZM114 29H116V31L114 30ZM126 29V30H125ZM5 30V31H6ZM48 30H49V32H48ZM79 30V31H78ZM98 30L100 31V32H98ZM111 30V31H110ZM14 31V30H13ZM13 31H11V32H13ZM27 31H28V33H30V36H29V34L27 33ZM36 33V35H35V38L33 37L34 35H33V33L34 32ZM42 31H43V33H42ZM58 31L59 32H64V33H62L61 35H60V37H62L63 36V34H65V35H67L66 36V38H65V36H63V38L61 39L60 37H58L59 36V34H58ZM66 31V32H65ZM69 31V32H68ZM75 31V32H74ZM87 31V32H86ZM104 31V35L102 36V32ZM106 31V32H105ZM108 31H109V34H108ZM115 31V32H114ZM134 31V32H133ZM137 31V30H136ZM259 31V32H258ZM33 32V33H32ZM68 32V33H67ZM76 32H77V34H76ZM79 32V33H78ZM81 32V33H82ZM86 32V34L84 35V33ZM92 32V33H91ZM110 32H111V34H110ZM257 33H261V31L260 30H257L256 31ZM3 33H1V35L3 34ZM14 33V32H13ZM34 33V34H35ZM49 33H50V36H52V37H58V41H57V43L60 41V39H61V45L58 43L57 45H60V46H58V47H54L53 46V44L54 43H56L55 41V38L54 39H52L50 36H49ZM93 33H96V34H93ZM108 34V37H107V35L106 34ZM26 34V37L25 36H23V35H25ZM42 34H45L48 38L50 37L51 39H52V41L50 40V39H48V38H46V36H44V35H42ZM73 34V35H72ZM78 34H80V35H78ZM93 34V35H92ZM99 34V35H98ZM100 34H101V36H100ZM118 34V35H117ZM33 35V36H32ZM38 35H39V37H38ZM42 35V36H41ZM58 35V36H57ZM105 35H106V37H105ZM109 35H110V37H109ZM22 36L23 37H25V39L24 38H22ZM29 36V37H28ZM35 39V41L33 42V38ZM100 36V37H99ZM39 39L40 37H41V39H43V37L45 38V39H43L42 41H40V39H39V41L37 40V38ZM104 37V38H103ZM112 37H113V39H112ZM116 37V38H115ZM136 37V36H135ZM164 37H166L167 39H166V42H165V40L163 39ZM17 38V39H16ZM27 38H28V40H27ZM29 38L32 40V42H29ZM60 38V39H59ZM65 38V39H64ZM104 39V40H101V39ZM108 39V40H106V39ZM169 38V39H168ZM170 38L173 40V42L175 41L176 43H172V40H170ZM217 41L219 40V42H220V44H221V46L223 47L224 46V48L226 47V51L228 50V52H229V49H230V52L228 53V52H226L225 51V53H224V51H223V53H222V55L223 56H225V55H227V56H225V58H223V59H220V58H218L219 56H216V54H215V56L220 60H218L217 58H216V62H217V60H218V62H219V64H217L216 62V64H214L213 65V63H214V61H213V63H212V65L215 67V68H217V65H218V67H219V65L221 64V65H223V67H225L226 66V71H228L229 72V74L232 76L233 75V73H234V71L235 70H237V69H235V61L238 59V57H239V55H240V58H247V59H252V61L258 66L257 68H258V70H259V74L262 76V79H264V39L261 41V43L263 44V45H260L259 46V49L260 50H258V51H255V49H253L252 48V50L250 49V48H248L249 50V52L247 51H245V50H243V51H240V54H239V52L236 50V49H232V48H230L229 46H228V43H227V41L225 40V39H223V38H221V41H220V38L219 37H214ZM219 38V39H218ZM2 39V40H3ZM14 39H15V41H16V44H17V40H19V43L20 42H22V40H23V43L22 44H20L19 45V43H18V45L19 46H21V47H23V45H25V47H23V49L24 48H27V50L25 49V50H23V52H22V50H21V52L23 53V54H21V52H20V50H18L19 49V47H17L18 45H16L15 44V46H14V44L13 43H15V41H14ZM57 39V38H56ZM95 39H97L96 41L98 42V45H96L94 42V40ZM109 39H111V40H109ZM119 39V40H118ZM175 39V40H174ZM29 42V45H30V43H35L36 41H37V43L38 42H42L43 44L45 43L46 44V46L45 47H49V48H51L50 46H52V49L51 50H49V48L47 49V48H44V45H42L41 43H38L39 44V46L40 45H42L43 46V50H41L42 48H41V46H40V48L38 47V46H36V45H38L37 43H35V44H33V45H35V46H33L32 44V46H31V51H29L30 49H29V45H27V47H26V44H27V41ZM46 40V41H45ZM50 40V42L52 43H50V42H48ZM68 40H66V41H68ZM114 40V41H113ZM223 40H225V41H223ZM8 41H10L9 43V46H8ZM12 41V42H11ZM24 41L26 42V43H24ZM45 41V42H44ZM102 41H105L106 43H103ZM109 41V42H108ZM223 41V43H221ZM4 42V41H3ZM2 42V43H3ZM5 42H4V44H5ZM92 42V43H91ZM103 43V44H106L107 45V43H109L108 44V46H106V45H104V47H105V49H104V51L102 50V48H104L103 47V44H100V43ZM113 44H112V43ZM118 42V43H117ZM139 43H140V41H138ZM257 43H259V41H256ZM11 43H12V45H11ZM49 43V46H47V44ZM74 43H76L75 45H77V46H74ZM94 43V44H93ZM63 44V45H62ZM70 44H71V46H70ZM112 44V45H111ZM173 44V45H172ZM224 44V45H223ZM57 45H55V46H57ZM100 45H102V47H100ZM110 45V46H109ZM114 45H116V46H114ZM226 45V46H225ZM10 46H12V48H13V50H12V48H9ZM15 47V50L17 51V52H19L20 54H21V57H20V55H19V53H18V55H14V54H16L17 52H15V50H14V47ZM93 46H96L97 48L94 50V48H93ZM99 46V47H98ZM114 46V47H113ZM119 46V47H118ZM123 46L125 47V48H123ZM170 46V47H169ZM21 47H20V49H21ZM35 47H38V49L36 48L35 49ZM57 48V49H54V48ZM66 47V48H65ZM77 47V48H76ZM82 47V48H81ZM118 47V49H116V48ZM120 47H122L123 49H125L124 51H125V54H124V51H121V50H123L122 48H120ZM141 47V48H140ZM178 47H179V49H178ZM206 47H209V46H206ZM227 47H229V48H227ZM9 48V49H8ZM70 48L72 49V51H70ZM116 50H115V49ZM224 48H222V50L224 49ZM7 49L9 50V51H7ZM54 49V50H53ZM61 49V52L63 51ZM75 49H77V51H75ZM83 49V50H84ZM87 49H90V50H87ZM100 49V50H99ZM141 49V50H140ZM166 49H167V47H166ZM167 49V54L166 55H168L169 54V51H170V49L168 50ZM209 49H211L210 47H209ZM32 50H34V51H32ZM37 50H38V52H40L39 54H38V52H37ZM40 50V51H39ZM53 50V51H52ZM102 50V51H101ZM115 51V53H118V54H115L114 52H110V51ZM117 50H118V52H117ZM120 50V51H119ZM173 50H174V48H173ZM178 50V51H177ZM225 50V49H224ZM28 51V52H27ZM127 51V52H126ZM142 51V52H141ZM195 51H196V49H195ZM194 51V52H195ZM204 51H207V49L206 50H204ZM255 51V52H254ZM34 52L36 53V54H38V56L36 55V54H34ZM61 52H60V54H61ZM121 52V53H120ZM146 52H148V57H146ZM259 52V53H258ZM11 53V52H10ZM63 53V52H62ZM63 53V54H64ZM76 54V56H78L79 54ZM107 53H108V55H111V54H113L114 53V55H111L112 56V59L113 60H111V56H108L107 55ZM110 53V54H109ZM133 53V54H132ZM140 53V54H139ZM67 54L65 53V56L63 55V56H60V55H57L58 57H60L59 58V60H61V66L62 67H57V68H55L54 66L56 65V64H53V63H49V61H48V65L46 64V60H42L43 58H42V56L44 57V55L42 54V56H41V58L42 59H40V61L43 63H41V62H39V63H41V64H39V66L41 65V67H43V66H46V67H44V69H46L45 70V72L46 73H48V74H55V73H57V75L55 76H53L52 75V78L53 77H56L55 79L57 80V79H59L58 77H59V73H61L62 74V72L64 73V72H66V73H68L69 71H70V69L69 68H67V67H65L66 66V64H65V66L63 65L64 64V62H67V59H65V61H64V59H61V57H68L67 56ZM101 54V55H100ZM124 55V57H123V55ZM143 54V55H142ZM212 53H210V55H211ZM239 54V55H238ZM6 55H9V53L7 54L6 53ZM13 55H14V57H13ZM36 55V56H35ZM62 55V54H61ZM97 55H98V57L100 56V58H98L97 57ZM103 55V56H102ZM106 57H105V56ZM115 55H117L118 57H121L119 60H117V56H115ZM213 55V57H214V53L212 54ZM211 55V56H212ZM242 55V56H241ZM16 56H17V58H16ZM86 56V57H85ZM94 56H91V57H94ZM150 56V57H149ZM207 56V55H206ZM206 56H205V58H204V61H202V62H205V59H206ZM232 57V59H231V57ZM50 57V58H49ZM90 57V56H89ZM107 57H109V59L110 60H108V58ZM122 57H123V59H122ZM128 57V58H127ZM213 57L211 58L210 56H209V58H210V60L211 59H213ZM6 61H9L8 59L10 58L9 56H6ZM103 58V59H104ZM107 58V59H106ZM114 58H116L115 60H114ZM130 58V59H129ZM256 58H258V59H256ZM25 59V58H24ZM122 59V60H121ZM125 59V60H124ZM143 59V60H142ZM28 60V58L26 57V61ZM64 62H63V61ZM134 60V61H133ZM262 60V61H261ZM7 62V69L9 68L10 69V67H9V65H8V63L10 64V63H13V64H10V66H11V69H13L12 68V65H14V63H15V61L13 60L12 62ZM44 61H45V64L46 65H44ZM108 61V62H107ZM123 61H126V62H128V63H126V62H123ZM208 62H206V64H209L210 62H209V60H207ZM212 61V60H211ZM223 61V62H222ZM51 62V61H50ZM81 62V63H80ZM104 62V63H103ZM143 62V63H142ZM221 62V63H220ZM88 63V64H87ZM121 63H123V64H121ZM139 63V64H138ZM16 65H17V61H16V63H15ZM83 64H84V66L85 67H87V65H89L88 66V68H84L83 67ZM125 64V65H124ZM127 64H129V66L127 65ZM136 64H138V65H136ZM142 64H146L145 66H143ZM206 64H205V66H206ZM233 64V65H232ZM49 65H51V67L49 66ZM60 65V64H59ZM73 65H74V68H73ZM78 65V66H77ZM82 65V66H81ZM103 65V66H102ZM114 65V66H113ZM118 65H120L119 67H118ZM204 65V63L202 64V66ZM212 65H211V63L209 64V66H211L212 67ZM220 65V66H221ZM228 65V66H227ZM66 68V69H64V67ZM76 66V67H75ZM109 66V67H108ZM124 68H123V67ZM141 66V67H140ZM142 66H143V68H142ZM205 66H203V68H204V70L205 71H208V69H205L206 67ZM231 66H233V67H231ZM14 67V66H13ZM49 67H50V69H51V71H53V72H51V71H49L48 72V70H50L49 69ZM52 67H54L56 70H54ZM110 67H111V70H110ZM113 67H115V68H113ZM126 67H128V68H130V69H126ZM137 67H139V68H137ZM223 67H222V69H221V67H219V70L217 69V72H216V69L215 68H210V69H215V72L216 73H218V74H216V75H218V77H217V79L219 80V81H223L222 79H225L226 81L228 80H230V76H229V74L228 73H226V71L223 69ZM73 68V69H72ZM81 68H83V69H81ZM116 68L119 70L120 69V71L119 72H121V73H119L118 71H112V69L113 70H116ZM134 68H136V69H134ZM233 70V72H231L232 70ZM6 69V70H7ZM8 69V70H9ZM15 69H16V66H15ZM15 69H14V71H15ZM38 69L41 71V69H40V67H38ZM44 69L41 71V73L42 74H44ZM59 69H61V71L60 72H57V71H59ZM104 69V70H103ZM221 69V70H220ZM228 69V70H227ZM83 71V73H82V71ZM85 70V71H84ZM94 70V71H93ZM136 70V71H135ZM138 70H140V71H138ZM223 70V71H222ZM231 70V71H230ZM11 71H13V70H10V71H8V73H9V75H10V80H11V78H13L14 80L16 79L15 77H17V76H14L15 75V73H16V71H15V73H14V75H13V77L11 76L12 75V73L14 72H11ZM56 71V72H55ZM110 71H111V73H110ZM123 71V72H122ZM218 71H222L223 72V74L224 73H226L225 75H223V74H221V75H223V77L225 76V78H221L220 79V77H219V75H220V73H222V72H218ZM225 71V72H224ZM241 72H243V70H240ZM239 70H238V72H240ZM81 72V73H80ZM85 72V73H84ZM86 72H88V73H90V74H92L93 72V74H96L97 73V75H93L94 77H95V79H94V77L92 76V75H90V74H88V73H86ZM112 72H113V74L114 75H116L115 77H114V75L112 74ZM212 71L210 70L209 72H206V73H211ZM213 72H214V70H213ZM237 71L235 72L236 74H234L233 76L235 77L236 75H237V77H231V81L233 80V78L235 79V80H233L234 81V83H232L231 85H230V83L231 82H229V83H227L226 81V83H223V85L225 84V86H223V88L221 89V88H219L218 89V87H219V85L220 84H222V83H220L215 77V75H213V77H214V80H212L213 82H214V87L212 88L211 86H208L207 87V85H210L211 83H213L212 81H210V82H208L209 84H205V86L202 88V90H201V97L203 98H201V100H200V96H198L199 98H196L195 97V102L194 103H197V104H194V103H192L194 100H192V99H194V97L192 98V97H188L187 95H189L188 94V92L187 91H185L184 90V92L183 93H187V95H185V94H181L182 92H181V88L179 87V89H178V87L176 86V88H175V92L179 95V96H182L183 97V99H184V103H185V105H184V107L186 106V104H187V106H186V109H191L190 111L191 112H193V113H195L196 112V114L200 111V110H202L200 107H201V105H202V101L204 100V99H207V102H205L206 100H204V104L205 105H207L206 107H208L209 106V108H211L212 109V111L210 112V109H209V112L210 113H212V115L210 116V113L208 112V111H206V113H208V115H209V121L206 119L207 117V115L204 113V115H206L205 117H204V119L202 118L204 115H203V112H200V113H202V115L203 116H198V115H196L195 114V121L196 120H200V124L201 123H203V124H201V125H203L205 128H204V130L206 131H208L209 130V133L207 134L208 135V137L207 138H209V139H205L204 138V136H203V138H202V134H201V132H199V129L198 128H196V134H197V136L199 135V137L200 138H202V139H200V138H198L201 142H199L200 144H198L197 146H198V148H199V145L200 146H202V147H200L199 148V152L201 153V154H203L204 156L207 154V156L208 157H204V158H202L203 159V161L205 160L206 161V159L205 158H208L207 160L208 161H206V163H205V161L204 162H200V161H202L201 160V158H200V156H202L201 154L199 155V152H198V154H194L195 155V157L193 158V156H192V158L194 159V161L191 159L190 161H192L193 163H192V165L190 166L191 168H194L195 167V164H196V169L195 170H197V171H199V172H201V173H203V174H208V172L209 171H214V172H211L212 173V176H211V174H209L208 176H206V177H208V186L207 187H205L203 190H202V192H201V190L200 189H195V193H197V192H201V194H205L206 192L205 191H207L208 193H207V197L208 196H213V197H210V198H212L213 200H214V202H215V204L216 205H212V207L213 208H217V207H220V205L221 206H223V204L225 205L224 207H227L229 204H230V202L232 201V200H235V198L238 196V195H240V199H242V194H244V193H242V191L243 192H245V194H247L246 193V191L247 192H251L250 194L252 195V192H254V191H252V190H254V189H256L257 191H258V193L259 192H261V191H264V80H263V82L261 83V78L259 79V78H257V77H255V76H252L253 77V79H252V77H251V79H252V81L253 82H251V81H249V82H251V84H249V82H248V79L247 78H245V73H244V75L240 72V73H238ZM11 73V74H10ZM117 73V74H116ZM178 73H179V77H183V75L181 74L182 72H180V71H178ZM205 73V74H206ZM240 74L239 76H240V78L238 77V74ZM65 74V73H64ZM70 74V73H69ZM68 74V75H69ZM86 74H88V75H86ZM121 74V75H120ZM67 75V74H66ZM99 75V76H98ZM101 75H103V76H101ZM107 75H109L110 77L111 76H113L115 79H110V80H108L107 78ZM118 75V76H117ZM76 76V77H77ZM91 76H92V79H94V80H92L91 82H90V80H91ZM105 76V77H104ZM122 76V77H121ZM212 76V74H210V77ZM98 77H99V79H98ZM121 77V78H120ZM209 77V78H210ZM222 77V76H221ZM242 77H244V78H242ZM71 78V77H70ZM88 78H90V79H88ZM101 78V79H100ZM104 78V80H103V83H102V79ZM106 78V79H105ZM227 78V79H226ZM237 78H239V79H237ZM71 79H74V78H71ZM87 79H88V81H87ZM96 79H97V81H96ZM118 79V80H117ZM120 79V80H119ZM122 79L123 80H125V81H122ZM212 79V78H211ZM240 79L241 80H245V79H247V81H244V82H246V83H242V82H239L240 81ZM18 79H16V81H17ZM239 80V81H238ZM12 82H16V81H13V80H11ZM62 81V80H61ZM119 81V82H118ZM236 81V82H235ZM54 82V81H53ZM58 82V80L56 81V83ZM114 82V83H113ZM118 82V83H117ZM120 82H122V83H120ZM125 82V83H124ZM156 82H157V80H156ZM219 82V85L218 84H216V83H218ZM224 82V81H223ZM247 82H248V86H247ZM18 83V82H17ZM55 83V82H54ZM53 83V84H54ZM55 83V85H57ZM102 83V84H101ZM120 83V84H119ZM240 83V84H239ZM242 83V84H241ZM65 84V83H64ZM100 84V85H99ZM111 84V85H110ZM245 84H246V86H245ZM253 84H254V91H256L254 94H256V96H257V98H256V96H255V98L256 99H254L253 98V101H252V96L251 95H249L248 96V99L246 100V98H243V96L244 97H246L247 95H245L246 93L247 94H250V88L253 86ZM104 85H106L105 87H103ZM119 85H120V87H119ZM216 85H218V87L216 86ZM226 85H229V86H226ZM245 87H244V86ZM85 87V90H87L88 89V87ZM237 86H239V88H237ZM242 86V87H241ZM60 87V86H59ZM64 87V88H63ZM97 87H99V88H97ZM102 87V88H101ZM207 87V88H206ZM210 87H211V89H210ZM215 87H216V90L218 89V91H216V93H219V94H215V91H213V89H215ZM227 87V88H226ZM228 87H229V89H228ZM248 87H249V90H248ZM80 88V87H79ZM89 88V89H90ZM96 88V89H95ZM226 88V89H225ZM241 88V89H240ZM246 88V89H245ZM100 89V90H99ZM106 90V92H105V90ZM113 89V90H114ZM238 89H240V91H238ZM244 89V90H243ZM252 89V88H251ZM102 90V91H101ZM179 90V91H178ZM183 90V89H182ZM79 91V92H78ZM101 92V94H100V92ZM116 91V90H115ZM117 91H118V89H117ZM116 91V92H117ZM203 91V92H202ZM222 91V92H221ZM247 91H249V93L247 92ZM77 94H79L80 92H81V90H77ZM83 92V91H82ZM106 93V94H104V93ZM179 92V93H178ZM238 92H240L239 94L241 95H239V94H237ZM241 92H243L244 94H243V96H242V93ZM215 94V96H214V94ZM223 94V98H219V96H220V94ZM230 93V94H229ZM234 93H236L237 94V96H235L236 94H234ZM251 93H253V92H251ZM258 93V94H257ZM81 94V93H80ZM108 94V95H107ZM98 95H96L95 96V98L98 96ZM174 94H172V91H171V89H169V90H167V92H166V90H165V95H163V98H165V99H167L168 98V101H166V103H162L161 105H159V107H158V111H159V113L162 115V118H163V116L165 115V116H170L172 113H173V111H174V109H177V108H174L173 106H172V104L170 103V97H172ZM183 95H185V97L187 96V98H188V102L186 101V99L184 98V96ZM196 95H198V94H196ZM70 96V97H69ZM74 96V97H73ZM77 96H78V98H77ZM208 96V97H207ZM209 96H211V99H212V97H213V99L211 100L210 98H209ZM235 96V97H234ZM241 97V98H237V97ZM87 97H89V96H87ZM105 97V98H104ZM153 97V96H152ZM156 97H158V96H156ZM260 97V98H259ZM85 98H86V96H85ZM110 99V101H108V99ZM86 99H88V101H90V98H86ZM105 99V100H104ZM107 99V100H106ZM159 99V103H160V101H161V96H160V98H158ZM199 99V100H198ZM66 100V101H65ZM192 100V102L190 103V101ZM249 100V101H248ZM256 100V102H257V100H258V103L256 104V103H254V101ZM262 100V101H261ZM69 101H70V103H69ZM76 101V100H75ZM104 103H103V102ZM106 101H108V102H110V104L108 103H106ZM197 101H201L202 103H200V102H197ZM209 101H210V103H209ZM212 101V102H211ZM224 101V102H223ZM245 101H247V102H245ZM252 101V102H251ZM214 102V103H213ZM243 102H245L244 104L247 106V103H248V107H249V105L251 104V107H246V106H244V104H243ZM251 102V103H250ZM57 103H59V104H57ZM66 103V104H65ZM83 103V104H82ZM87 103H89V102H87ZM100 103H101V105H100ZM106 105V107L105 108H103L102 109V107H104L103 105ZM192 106V104H194V106H198V107H196V108H200L199 110H198V112H197V109H196V111H193V109H194V107L192 106V107H189L190 105ZM199 104H200V106H199ZM203 104V106H202V108L203 107H205V105ZM212 104V105H211ZM217 104V105H216ZM243 104V105H242ZM99 105V106H98ZM110 105V106H109ZM259 105V106H258ZM61 108H60V107ZM98 106V107H97ZM234 106V107H233ZM237 106V107H236ZM244 106V107H243ZM252 106H253V109H252ZM70 107V108H69ZM73 107V106H72ZM183 107V108H184ZM205 107V109H207ZM263 108V110H262V108ZM112 108H113V110H112ZM246 108H248L249 110H247ZM55 111H54V110ZM58 109H60L59 110V112L57 111ZM68 109H66V111L68 110ZM115 109V110H114ZM205 109H203V111H205ZM260 109V110H259ZM254 112H253V111ZM257 110V111H256ZM54 111V116H52V112ZM58 112V114H57V112ZM111 111V112H110ZM114 111V112H113ZM248 111H252V112H248ZM259 111V114H262V116L261 115H259V114H256L255 112H258ZM56 112V113H55ZM114 113V115H113V113ZM116 112V113H115ZM59 113H62V114H59ZM85 113V114H84ZM91 114L92 116H93V118L94 119H96V120H94L93 118H91L92 116H90L89 114ZM100 113H101V115H100ZM112 113V114H111ZM255 113V114H254ZM57 114V115H56ZM99 114V115H98ZM175 114L179 117H181V115L179 114V112H175ZM82 117H81V116ZM85 115H87V117L85 116ZM88 115H89V117H88ZM116 115V117H114ZM175 115V116H176ZM201 115V114H200ZM247 115V116H246ZM56 116H60V118L59 117H56ZM80 116V117H79ZM83 116H85V118H83ZM97 118H96V117ZM100 116V117H99ZM196 116H198V117H196ZM220 116H222V118L220 117ZM112 117V118H111ZM210 117H211V120H210ZM212 117H213V119H212ZM249 117V118H248ZM252 117V118H251ZM59 118V119H58ZM78 118H80V121L78 120ZM88 118V119H87ZM101 119V121H99V119ZM198 118H200V119H198ZM225 118V119H224ZM87 119V120H86ZM93 120V121H91V120ZM97 119H98V121H97ZM224 119V120H223ZM250 119V120H249ZM55 120V121H54ZM65 121L64 123H66V122H68V123H66L65 125L66 126H63L64 125V123H63V125H62V123L60 124V122L61 121ZM78 120V121H77ZM83 120V121H82ZM214 120V121H213ZM251 120H255V122H253V121H251ZM257 120V121H256ZM59 123H58V122ZM86 121V122H85ZM115 121V122H114ZM202 121V122H201ZM54 122H56L57 124H58V126H57V124H55ZM90 122H92V123H90ZM113 122V123H112ZM225 122V123H224ZM54 123V124H53ZM69 123H70V128L73 130H71V129H69V127H68V125H69ZM82 123V124H81ZM90 123V124H89ZM113 125H112V124ZM205 123H210L208 126L209 127H207L206 125H205ZM53 125V126H52ZM54 125H56V126H54ZM62 127V128H60V126ZM72 125V126H71ZM112 125V126H111ZM80 126V127H79ZM210 126H212V127H210ZM56 127H58V129L56 130ZM90 127V128H89ZM199 127V126H198ZM233 127V128H232ZM37 129H39L38 127H36ZM190 128H193L194 129V126H191ZM253 128V129H252ZM76 129V130H75ZM78 129V130H77ZM89 129V130H88ZM234 129V130H233ZM235 129H237L236 131H235ZM238 129H239V131H243L242 133L241 132H239L238 131ZM211 130V131H210ZM212 130H214V131H212ZM63 131H64V133H63ZM65 131H67V132H65ZM70 131H72V132H70ZM91 131V132H90ZM133 131V130H132ZM130 132L131 134L133 133V135L135 134V132ZM220 131V132H219ZM221 131H222V134H223V136H226L227 134H228V136H226V138H224L223 136L221 137V138H219L220 137V135H222L221 134ZM238 131V132H237ZM41 131H39V132H37V135H38V133L42 136V134L40 133ZM55 132V133H56ZM72 134V135H70V133ZM74 132V133H73ZM78 134V132H79V134H78V136H77V134ZM83 132V134H81ZM197 132H199V133H197ZM214 132V133H213ZM215 132H217L216 134H215ZM219 132V133H218ZM129 133V134H130ZM211 133H213L214 135H216V139H215V137L211 134ZM226 133V134H225ZM68 134V135H67ZM130 134V135H131ZM218 134H220L219 135V137H217L218 136ZM225 134V135H224ZM240 134V135H239ZM69 135H70V138H69ZM75 137H74V136ZM116 135V134H115ZM210 135V136H209ZM230 135V136H229ZM231 135L233 136L232 138H231ZM236 135H238V136H236ZM241 135H243V136H245V138L244 137H241V138H239ZM41 136H29V137H23V138H19L18 140L19 141H21L20 139H22V141L21 142H26V146L27 147H30L31 145L33 146L34 144H32L33 143V139H35V140H37V142H35V143H37V145L38 144H40L41 143V145L43 144V143H45V144H43L44 146H43V151H44V149H45V154L44 155H42V159H41V157H40V155L41 154H43L42 153V148L41 147H37V148H28V149H30V151H34L35 153H32L31 154V152H27L28 150L26 149V146H25V148H24V144L22 143L21 145L23 146H21L22 147V149H23V153L26 155H31L32 157L35 155H37V156H39L40 157V159H38L37 158V156L36 157H34V159L33 160H36V161H38V162H36V161H34L35 163H36V166H37V168L38 167H40V165H41V169H44L43 167H44V162L43 163H41L44 159H43V157H45V155H47V152H46V145H48V143H47V141H46V139H45V137L44 136H42L43 138V141L42 142H40V143H38L39 142V140L41 139L40 137ZM57 136V137H58ZM68 136V137H67ZM78 138H77V137ZM211 136H213V137H211ZM236 136V137H235ZM35 137V138H34ZM67 137V138H66ZM80 137H81V139H80ZM108 137V138H107ZM110 137V138H109ZM136 137V136H135ZM227 137H230V138H228V139H232L233 140V138H237L236 140H233V142L234 141H237V142H239V143H237V142H235V143H233L232 142V140H228L227 139ZM38 138H40V139H38ZM66 138V139H65ZM124 138V139H123ZM127 138V137H126ZM126 138L125 137H120L119 138V141L121 142L122 140H126ZM41 139V140H42ZM69 139H70V141H69ZM79 139H80V141H79ZM220 139H223V141L221 140L220 141ZM228 140V142H230L232 145H234L235 147L233 148L232 147V145H230L231 146V148H233L232 150L234 151V149H236V151H234V152H237L238 151V149H239V147H240V150H239V152H240V154H239V152L237 153L238 155H240L239 156V158H236L235 157V160L234 161H232L233 163H235L234 165L232 164V162H231V159L230 158H232V160L234 159L233 157L234 156H231L230 155V153L232 154H235V155H237L236 153H234L232 150H230L231 148H230V146L229 145H227L228 143L226 142L227 140ZM242 139V140H241ZM243 139H244V142H243ZM249 139V140H248ZM252 141H251V140ZM26 140H28V141H26ZM30 140H32V141H30ZM57 140H58V138H57ZM67 142H66V141ZM82 140V141H81ZM205 140H206V142H205ZM210 140V141H209ZM241 141V143H240V141ZM29 141H30V143H29ZM215 141H217V142H215ZM227 143H225V142ZM254 141V142H253ZM256 141V142H255ZM20 142V143H21ZM79 142V143H78ZM192 143L193 142H195V139H193L192 141H191ZM203 142V143H202ZM210 142H211V144H210ZM221 142H222V144H221ZM244 144H243V143ZM246 142H248V143H246ZM250 142H252V144L254 145H252ZM20 143H18L17 142V144H18V146H19V144ZM202 143V144H201ZM206 143V144H205ZM207 143L209 144L208 146H207ZM220 143V144H219ZM226 144V146H225V148H223L224 147V144ZM29 146H28V145ZM204 144V145H203ZM214 144V145H213ZM236 144V145H235ZM239 144V145H238ZM242 144V145H241ZM257 144V145H256ZM36 145V146H37ZM192 145H194V143L192 144ZM220 145V146H219ZM243 145H245V147L243 146ZM35 145L33 146V147H36ZM38 146H40V145H38ZM64 146H66V148L64 147ZM89 146V147H88ZM110 146V147H109ZM112 146H113V144H112ZM180 146V147H179ZM178 147H179V150L181 151L182 149H190L191 150V148L190 147H188V148H186V144H184V148L183 147H181L182 146V144L181 145H179ZM203 146L204 147H208L210 150H208V148L206 149V148H204V150H205V152H207L208 151V153H206V154H204L205 152H204V150H202V148H203ZM210 146L212 147V148H210ZM213 146H215L214 147V151L215 152H217V154L214 152V151H212V149H213ZM222 146V147H221ZM227 146H229V148L227 147ZM253 146V147H252ZM256 146V147H255ZM21 147H19L20 148V153L22 152L21 151ZM221 147V148H220ZM242 147H244V148H242ZM255 147V148H254ZM39 148H41V150L39 149ZM62 148H63V150H62ZM103 148V149H102ZM182 148V149H181ZM215 148H216V150H215ZM220 148V149H219ZM223 148V149H222ZM226 148H228V150L226 149ZM238 148V149H237ZM249 148H251V150H252V152H251V150L249 149ZM253 148V149H252ZM24 149H26V150H24ZM38 149H39V151L41 152V153H39L38 152ZM178 149V148H177ZM193 149V148H192ZM244 149H246L248 152H249V154H247L246 155V153H248V152H244V151H246V150H244ZM250 151H249V150ZM54 150H56V153H57V155L56 154H54ZM57 150L59 151V153L57 152ZM63 151V152H60V151ZM218 150V151H217ZM219 150H221V152L219 151ZM243 150V151H242ZM27 153H26V152ZM112 151V152H111ZM113 151L115 152V153H113ZM192 151V150H191ZM193 151H195V150H193ZM210 151H212V153H210ZM19 152L17 153V155L19 154ZM37 152V153H36ZM106 152V153H105ZM220 152V153H219ZM227 152V153H226ZM245 153V156H244V153ZM262 152V153H261ZM63 154V155H61V154ZM110 153H113V154H110ZM216 155H215V154ZM225 153L227 154V155H225ZM23 154V155H24ZM34 154V155H33ZM61 155V157H60V155ZM70 154H71V156H70ZM91 154V155H90ZM115 154H119L118 156L116 155L115 156ZM154 154V155H155ZM209 154V155H208ZM232 154V155H233ZM256 154V155H255ZM22 154H20L19 156H21ZM78 155V156H77ZM196 155H198V156H196ZM229 155V156H228ZM19 156H17V157H19ZM57 156H59V158L57 157ZM64 156V157H63ZM209 156H210V158H209ZM214 156V157H213ZM226 156V157H225ZM231 156V157H230ZM249 156V157H248ZM256 156V157H255ZM262 156V157H261ZM62 157L64 158V159H62ZM86 157V158H85ZM154 157V156H153ZM156 157H159V158H157L156 159ZM191 157V156H190ZM198 157V158H197ZM229 157V158H228ZM16 158V157H15ZM36 158V159H35ZM58 158V159H57ZM69 158V159H68ZM77 158V159H76ZM96 158V159H95ZM117 158V159H116ZM118 158L120 159V160H118ZM195 158L197 159V160H199V161H197V160H195ZM200 158V159H199ZM226 158H228L227 160H230V162H231V164L232 165H230L229 163H228V161L226 160L225 161V159ZM254 158V159H253ZM260 158V159H259ZM61 159V160H60ZM116 159V160H115ZM160 159V160H159ZM236 159H237V161H236ZM239 159V160H238ZM18 160V159H17ZM45 160L47 161V159H46V157H45ZM44 160V161H45ZM60 160V161H59ZM62 160H64V161H66V163L63 161V163H62V166H63V172L65 173H63V172H61V169L59 168V167H62L61 165H59V164H61V162H62ZM70 160V161H69ZM163 160V161H162ZM210 160V161H209ZM223 160V161H222ZM57 161V162H56ZM121 161V162H120ZM240 161V162H239ZM11 163V165L14 163V161L12 160V161H10ZM13 162V163H12ZM112 162V163H111ZM118 162H119V164H118ZM197 162L198 163H200L202 166H200V164L198 165L197 164ZM17 163V162H16ZM213 164V168H211V170H209L210 169V165L209 164ZM254 163V164H253ZM67 165V167H66V165ZM194 164V165H193ZM237 164V165H236ZM242 164V165H241ZM119 165V166H118ZM206 166V168H205V166ZM43 166V167H42ZM59 166V167H58ZM64 166L66 167V168H64ZM118 166V167H117ZM212 166V165H211ZM217 168H216V167ZM160 167H161V169H160ZM208 167H209V169H208ZM225 167V168H224ZM252 167V168H251ZM59 168V169H58ZM69 168V169H68ZM70 168H71V170H70ZM199 168V169H198ZM219 168H220V171H219ZM228 170H227V169ZM233 168H235L233 171H230V173L228 172L229 170H232ZM241 168V169H240ZM41 169H39L38 168V170H41ZM68 169V170H67ZM73 169V170H72ZM218 169V170H217ZM222 169V170H221ZM225 169V170H224ZM65 170V171H64ZM75 170V171H74ZM117 170V171H116ZM207 170H209L208 172H207ZM215 170H217V171H215ZM235 170H237V171H239L240 173H239V175H238V173L235 171ZM69 173H68V172ZM72 171V172H71ZM163 171V172H162ZM226 171V172H225ZM236 172L235 173V175L233 174V172ZM8 172V171H7ZM219 172V173H218ZM260 172V173H259ZM9 173H10V171H9ZM9 173H4V177H5V174L8 176V174ZM73 173V174H72ZM210 173V172H209ZM227 173V174H226ZM71 174V175H70ZM230 174V175H229ZM240 174H241V177H237V176H240ZM252 174V175H251ZM66 175H68L67 177H66ZM160 175V176H159ZM179 175H181V172H180V174ZM216 175H217V177H216ZM232 175V176H231ZM237 175V176H236ZM253 175H254V177H253ZM65 176V177H64ZM69 176H72V177H69ZM234 176V177H233ZM235 176H236V178H235ZM249 176H252V178L251 177H249ZM50 177V179H48ZM61 177H64V181H65V179L66 178H68V179H66L67 181H65V182H67V183H65L64 181V183L62 182V178ZM214 179H213V178ZM46 178V179H45ZM62 180H61V179ZM70 178V179H69ZM141 178H143V177H141ZM210 178H211V182H210ZM53 180L52 181V186H54L55 185V187H53L52 188V186H50L49 187V184H50V182L49 181H46V180ZM217 179V180H216ZM219 179V180H218ZM46 182H45V181ZM69 180V181H68ZM163 180H165V183H163ZM42 181V182H41ZM72 181V182H71ZM143 181H145L144 183H142ZM213 181V182H212ZM219 181V182H218ZM242 181V183H240ZM245 181V182H244ZM26 184L28 183V182H26V181H24ZM38 182H39V184H38ZM43 182H45V183H43ZM47 182H49V183H47ZM71 182V183H70ZM75 184H74V183ZM116 182V183H115ZM140 182H141V184L142 185H140ZM182 182L183 181H181V179H179L178 181H176L175 183H174V185L175 186H182L183 184H182ZM261 182V183H260ZM62 183L64 184V185H62ZM168 183V184H167ZM240 183V184H239ZM246 183V184H245ZM43 184H46L49 188L47 189V186H45V185H43ZM56 184H57V186H62V188L60 187H58L59 189L57 190V186H56ZM65 184H67V186L69 187H67ZM68 184H72L73 186H74V189H76V190H74V189H71V188H73V186L72 185H68ZM77 184V185H76ZM163 185V187H165V188H163L162 187V185ZM166 184V185H165ZM249 184V185H248ZM257 184V185H256ZM35 185H38V186H35ZM40 185V186H39ZM51 185V184H50ZM144 185H149V187H147V186H144ZM151 185V186H150ZM234 185V186H233ZM244 185H245V187H244ZM63 186L65 187L64 189H63ZM72 186V187H71ZM75 186H76V188H75ZM78 186V187H77ZM134 187V188H131V187ZM141 186V187H140ZM178 186V187H179ZM259 186H260V189L261 190H259ZM39 187V188H38ZM42 187V188H41ZM44 187V188H43ZM147 187V188H146ZM249 187V189L248 190H250L251 188H252V190H250V191H248L247 190V188ZM263 187V188H262ZM34 188V189H33ZM180 188V187H179ZM36 190V191H33V190ZM38 189H41V190H39V192L40 191H43L44 192V194L46 193L47 194V196H45L44 194H41V193H43V192H41V193H39L38 192ZM44 189V190H43ZM46 189V190H45ZM71 189V190H70ZM32 190V191H31ZM50 190H55L56 191V193H55V197L53 198V194H50V193H54L53 191L51 192ZM59 190H62L61 192L59 191ZM163 190V191H162ZM47 191H49V192H47ZM77 191H79V193L77 194L76 192ZM31 192H35V193H31ZM36 192H38L37 194H36ZM58 192V193H57ZM73 192H74V194H73ZM133 192V193H132ZM4 193V192H3ZM27 193H28V195H27ZM29 193L31 194V195H29ZM255 193V192H254ZM33 194V195H32ZM37 195V197H36V195ZM48 194H50L51 196L49 197V195ZM73 194V195H72ZM120 194V195H119ZM249 194V193H248ZM249 194V195H250ZM263 194H264V192H263ZM262 194V195H263ZM34 195H35V197H34ZM39 195V196H38ZM62 195V196H61ZM65 195V196H64ZM67 195L69 196V198H71V199H67L66 197H67ZM72 195V196H71ZM249 195H245V197H247V199L250 201V196ZM57 196H58V198L60 199H58L57 198ZM60 196L62 197V198H60ZM65 197V199H67V201L68 202H66V200L64 199V197ZM39 197V198H38ZM40 197H41V200H40ZM43 197V198H42ZM46 197H49V198H47V200H45V198ZM117 197H119V198H117ZM245 197L243 198V200H245ZM263 197H264V195H263ZM35 198V199H34ZM38 198V199H37ZM51 198V199H50ZM53 198V199H52ZM56 198V199H55ZM130 198V199H129ZM202 198V197H201ZM29 199V200H30ZM33 199V200H32ZM42 199H44V200H42ZM62 199H64V202L65 203H69V204H65L64 205V202H63V200ZM110 199V200H109ZM119 199H120V201H119ZM204 199H206V198H204ZM203 199V200H204ZM230 199H231V201H230ZM263 200H264V198H262ZM5 200H6V198L4 197V199H3V201L5 202ZM50 200V201H49ZM57 200L58 201H60V202H57ZM99 200H101V203H103V204H101L100 202V204L98 203V201ZM145 200V201H146ZM41 201V203H39ZM42 201H44V202H42ZM52 201V202H51ZM55 201V202H54ZM61 201H62V203H61ZM74 203H72V202ZM118 201V202H117ZM122 201V202H121ZM143 201V200H142ZM220 201H222V202H220ZM246 201V200H245ZM251 201H253L252 199H251ZM45 202H47V203H45ZM49 202V203H48ZM51 202V203H50ZM78 202V203H77ZM120 202V203H119ZM3 203V202H2ZM39 203V204H38ZM56 203V204H55ZM72 203V204H71ZM121 204V205H119V204ZM226 203H227V205H226ZM43 204V205H42ZM46 206H45V205ZM50 204H53L54 205V208L52 207L53 205H51V207H50ZM58 204V205H57ZM59 204H60V206H59ZM126 204V205H125ZM132 204V205H131ZM38 205V206H37ZM40 205V206H39ZM56 205V206H55ZM63 205V206H62ZM71 205H73V206H76V208L75 207H71ZM101 205V206H100ZM105 205V207H106V210H108L106 213H105V215H98L97 214V212L99 213V210L98 209H100V210H102V208H104L103 206ZM107 205V206H106ZM114 205V206H113ZM157 205V204H156ZM67 207V208H65V207ZM216 206V207H215ZM2 207H3V205H2ZM2 207H1V209H2ZM36 207V208H35ZM48 207H50V208H48ZM56 207V208H55ZM111 207V208H110ZM113 207V208H112ZM123 207V208H122ZM127 207V208H126ZM46 208H47V210L49 211V212H47V210H46ZM72 208V209H71ZM75 208V209H74ZM122 210H121V209ZM156 208V207H155ZM83 209V210H82ZM144 209V208H143ZM148 209V208H147ZM125 211V212H124ZM230 211V210H229ZM43 212V213H42ZM60 212V213H59ZM94 212V213H93ZM123 212H124V214H123ZM38 213V212H37ZM62 213V214H61ZM86 214V215H85ZM110 214V215H109ZM67 215L69 216V217H72V224L71 225H68L69 223L65 220V218L67 217ZM110 217H109V216ZM136 215H137V213H136ZM168 215H170V216H168ZM47 216H49V217H47ZM51 216V217H50ZM95 216V217H94ZM156 216V215H155ZM171 216H172V218H173V216L175 217V216H178V215H174V212H171L170 211V213H166V214H163V215H161V216H159V217H162L161 219H159L158 220V222H160V223H162L163 224V226L165 227H167L168 225H169V219L171 218ZM165 217H169V218H165ZM166 219V220H165ZM112 221V222H111ZM149 221H151L150 219H149ZM153 221H155V220H153ZM46 222V221H45ZM82 223H84L85 225H83ZM123 223V222H122ZM86 224H88V225H86ZM106 224V225H105ZM120 224V223H119ZM125 224V223H124ZM124 224H122V225H124ZM92 225H95V232H92V231H90L89 232V229L91 228V226ZM115 225V226H114ZM120 226V228H123L124 226ZM42 226V225H41ZM62 226V227H61ZM67 226V227H66ZM171 225H169V227H170ZM132 227V226H131ZM134 227V226H133ZM169 227H167V228H169ZM112 228V229H111ZM85 230V231H84ZM115 230V231H114ZM85 232V233H84ZM155 232V231H154ZM154 232H150V233H148L150 236H148V238H150L151 239V241H153V242H156V238H155V236H156V232L154 233ZM157 237V236H156ZM60 238V239H59ZM60 246H62V248H60ZM60 248V249H59ZM62 250V251H61ZM42 253L43 254H45V256L44 257H41V259H39V260H37L35 263L36 264H59V261L57 260L56 261V259H54V258H52L50 255H51V252H47V251H45V250H43L42 251ZM60 254V255H59ZM92 255V256H91ZM49 258V259H48ZM46 259H48V260H46ZM0 262H2V263H0V264H7V263H5L3 260H1L0 259ZM89 263H92V264H96L95 262H94V260L93 261H91V262H88V263H84V264H89ZM9 264V263H8Z\"/></svg>",
    "mask_w": 264,
    "mask_h": 264
}]
</instances>
